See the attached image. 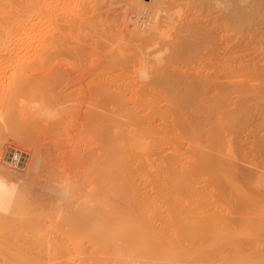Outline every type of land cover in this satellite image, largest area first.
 <instances>
[{
    "label": "rangeland",
    "instance_id": "1",
    "mask_svg": "<svg viewBox=\"0 0 264 264\" xmlns=\"http://www.w3.org/2000/svg\"><path fill=\"white\" fill-rule=\"evenodd\" d=\"M62 1L63 0H61V4L63 3L62 5L57 1L56 2L58 4L55 2V4L57 5L56 7L54 6V8L56 9V10L54 9V12L56 13L55 18L61 17L62 13L65 11V9L67 12H69V14H71V13L74 14V15L72 14L73 19L75 16L74 20L71 17V20H72V21H70L71 24L68 23L70 25L67 26L68 27V35L66 38L67 41H64V43L62 45V47L64 45H66L65 47L68 48V50L65 47L63 48L64 51L62 49H60L62 53L57 52V54L59 56H57V55L56 56L58 58L53 57L51 59L50 62L52 65L50 64V68H52L54 66L55 69H54V67L52 69H50L49 64H47L48 68H44V66H43L41 68V69L44 68L43 70L39 69V71H38L37 68H35L37 70H33L32 66L35 67L36 65L34 66L32 64L30 69L33 70V74L30 71L28 72L29 69L27 70V72L31 73L32 75L25 72V73H27V74H25L26 78L30 77L27 79L33 82V83L30 82V84H29L31 87V90L33 91L35 89V91H38L36 93L37 94L40 93V95H38L39 98L37 96H34V94L36 95L35 91L33 92L34 94L31 93V91L28 92V90H30L29 89L30 87L28 86V87H26V89L28 88V90H26V89L25 90H19L18 93H16V95H15V93L13 94L12 92L11 93L9 92L7 94L8 96L6 95L5 100H3V101H6L9 105H12V103L10 104L11 101L13 102V105H15V104L19 105L21 103V105H20L21 107L18 106L17 109L19 108L20 112L23 115L21 113L17 112V114H15V116H12L11 121H10V118H9V120H7L8 119L7 118L6 119L7 121L3 120V118H0V145H1L0 146V156H1L0 164H2L3 167H5V168L7 167V169H10L11 167L12 168L10 170L15 169V170H13V172L11 171L13 176H11L10 174H9V176L11 177V180H13V181L15 180L14 182H17V184H16V187H17L16 192L17 193L13 197V200H12L11 206H10L11 208L8 211H6L5 213L0 211V235H1L0 236V250H1L0 251V264H149L148 261H151V260H153L154 264H264V227L251 230L247 225H243V224H241V222L239 223L238 220L236 221L235 219H232V217H234L233 215H235V214H233L234 212H237V214H241L242 210L245 211V209L250 206L251 202H257V206H258V204L260 205L259 207L262 208V210H263L262 211L260 209V211L264 215V181H254L255 178L252 176L254 180L251 179V177H249L251 179V181H177V182H174V181H161V182L160 181H158V182L157 181H115V182H105L102 184L101 183L98 184L99 181H96V182H88L87 181L88 183L87 182L85 183V181H81V183H80L79 180H81V179L78 176H75L76 171H74V170H79V171L81 170L78 168L80 165H81V167L83 165L82 164L83 161L81 163L79 162V160L81 159V155L88 154L87 151L91 152V154H92V152L96 151L95 148H98L97 146L100 145L101 142L98 143L99 145L97 144V142H99V141H98L97 136H96L97 133H95L96 128H98L97 126H99V125L101 126V127H99L101 129V132L104 129L102 132L103 134H104V131L110 130V129L105 130L107 128H111V130H113L114 128H112V125H111V124H115V123H112V121H114L113 118L116 117L117 112L118 113L120 111L122 112V110H124L123 112H125L124 108L126 107L127 111H129V109H131L130 112H128L129 115L127 113L126 114L123 112L122 113L125 114L126 117L128 115L129 121L127 119H125L124 115L121 118L122 114H117V116L119 115L118 117H120L118 119L121 120V122H122L121 124H124V120H125V122L128 121V125H129V123H131V125H133L135 123L134 122L135 120H136V122L142 121L140 119L141 118L143 119V115H146L148 110L150 113L149 119L151 121V125L154 124L156 126V124H157L158 126H156V127H159L161 125L160 121L161 122L164 121V120L162 121V119H165V120L168 119V117L162 118V117H165V115L169 116V118H171V117L176 118V120H178L179 122H182L181 127H184L185 122H183V121L187 118L186 122L188 121L187 122L188 125L186 124L185 127L182 128V130L185 129L186 127L190 128V129L189 128L185 129V132L188 130L186 134H185V132H184V134H183V132L180 133V131H182L181 129H180V131L178 130L179 128H181L180 126H178L179 123H178V125L175 124L176 126L174 125L176 127V128L174 127L175 129H172V128L169 129V131L170 130L174 131V133H172L170 131V134L168 133L169 131L166 133V130H165L166 128L165 129L162 128L161 129L162 131H160L158 128L154 127V125H153L155 130L158 131L157 133L155 131L154 132L156 134L159 133V135H157L159 138H156V139H158V141L156 140L157 144H155V142L152 141V143L154 142L156 148L154 146L153 147L155 149H157V150H154V153H155V151H156V153L159 152V155H157L155 153V156L156 155L158 157L162 156L161 154H163L164 152H165V154L166 153L168 154V152L170 153V151L173 150L172 148L176 149V147H174L176 144L178 145V146L176 145L177 149H178L179 145L182 142V141H180V139H181L179 137L180 135H182V136L185 135L186 138H189L187 140L190 143V144H188V145H190V149L189 148L184 149V146L188 142V141L186 142V138L183 139L182 145L180 147V148H183L184 151L186 149H188V150H186L188 153L187 152L186 153L189 154L190 152H192L191 151V149H192L191 143L193 141L190 142L191 141L190 137H187V136H192V134H194V137H195L196 133H193V132L197 129L196 127H200V126L205 127V134H206V130L209 129L208 126L212 125V127L214 126L215 128L214 127L213 128L216 129L215 132H217L218 130L220 131V132L218 131L219 135L215 133V135H213L215 137H213V136H207L206 137V135L208 133L206 135L204 134V132H203L204 128H202L203 129L202 132H200L201 130L200 131L197 130V131H199V133L197 132V134H199V135L196 134L197 137L200 136V137H198V141H196V143H198L199 145L201 144L203 146L200 149H203L205 147L204 149H206L208 151V154H206V155H209L212 157L214 155L215 151H217L218 156H217V153L215 156L222 159V162H224L225 164H223V165L221 164V166H222V168H225L226 167L225 165L227 163L226 160L228 159V156H226V153L222 152V151H226L225 149L228 146L226 147L225 145H227V144L222 143V141H224L222 137H224L225 141L231 143V144L229 143L228 145L233 144L232 145L233 148L232 147L231 148L233 151L235 150L234 151L235 157L232 159L234 161H236L237 166H238L237 168L239 170L244 168L242 171L240 170L239 173L237 172V175H239V176L241 175L239 178L237 176L238 180H240V178L243 177L245 172L248 176H249L248 173L253 175V172L255 173L258 170L259 171L263 170V172H264V165H262V164H264L263 163L264 162V146H263L264 145V141H263L264 140V114H262V113H264L263 112L264 111V46H263L264 44L262 43V42H264V37H263V35H264L263 34L264 33V14H263L264 13V9H263L264 8V2L263 1L264 0L258 1V2H260L262 9L259 6V3L257 2V0H255L256 2L254 4V6L256 7L255 8L256 10L253 9L254 6H252L253 7L252 9L255 12H252L251 11L252 9L248 7L249 11L252 12V15L250 14L248 17H246L245 15H248L250 12H247V8H245V7L242 8V5L246 4V2L242 3V1H244V0H242V1L236 0L237 2L235 0H191V1L188 0V2L190 4L188 2H185L187 0H183L187 6L184 4V2H179V0H176L177 2H174L175 0H138L139 4H141V6H142L141 8H143L142 12L140 14H137V15H136V13L134 15L132 14L131 16H129L128 13L131 14L134 12H131L126 7L127 10L129 11V12H127V10L124 7L126 5L125 3L128 0H126V1L125 0H109V1L103 0L104 4L102 6V9H98L96 11H93V10L89 11V10H91L89 7H91V5H92L91 3H93L94 1H95L94 3H96L97 0H90V1H88V0L87 1L86 0H64L63 2ZM105 2H106L107 6L105 5ZM117 2H119V3L121 2L122 4L123 3L124 4L122 5L120 3L122 6V7H120L119 3H117ZM173 2L177 5L174 6ZM230 2L233 4L229 5ZM181 3L184 4L185 7ZM169 4H170V6H169ZM106 8H108V9H106ZM241 8H242V10H241ZM244 8L246 10V14L241 15V12H245L243 10ZM63 9H64V11H63ZM82 9L83 10L88 9V10H86L87 11L86 12V11H83ZM148 9H150V10L148 11ZM57 10H58V12H57ZM259 10H260V12H258ZM261 10H263V11H261ZM239 11H240V13H239ZM256 11L259 13V15H257ZM83 12H84V14H83ZM89 12H91V13H89ZM93 12H95V13L93 14ZM120 12L121 13L123 12V13L121 14ZM125 13L130 17V19H129V17H127V15ZM158 13H160L161 15L163 14V16H161L158 19H154V17ZM212 13H214V14H212ZM253 13L254 14L256 13L257 17ZM102 14H104V15H102ZM218 14H219V17H218ZM236 14H237V16H240V18L245 16L246 20H243L244 17L241 19L239 17H236ZM57 15H59V16H57ZM77 15H79V16L82 15L84 19L81 18V16L78 17ZM229 15L231 16V18ZM253 15H254V17H253ZM261 15H262L263 19L261 17H259ZM93 17H96V18H93ZM162 17H164V18H162ZM206 17L208 20H206ZM214 17H215V19H214ZM226 17H227V19H226ZM232 17H235V18H232ZM249 17H251L252 21H250V19H248ZM237 18H239L240 20L238 21ZM253 18H255V20ZM256 18H258L257 19V20H259L258 22H256L257 21ZM82 19H83V21H82ZM170 19H173L176 22L177 21L181 22L179 24L184 23V24H182V25H185V26H183L184 29L189 27L188 21L194 20L192 22L193 24L190 21V24H192L194 26V28H192L193 31L191 29V32L189 29L187 30L188 32L185 31V34H184L185 36L181 35L179 38L180 41H182L184 39L183 43L187 42L186 44L188 46L185 44H184L185 45L184 46L183 43L181 42V47L183 45V47L185 49H187V50L184 49L186 52L183 50L181 53L177 54V52H175V51L172 52V49H170L171 52L170 51H167V52L164 51L165 53H168V54L164 55V52H163L159 56L157 52L155 53L153 51V53H152L151 50H153L154 49L153 47H155V46L158 48V46L163 44L164 42L163 43L158 42L156 45V43H155L156 41H155L154 45L150 44V46L153 45V47H151L152 49L150 50V46H149V49H148V46H146L148 42L147 41L145 42L146 39L144 38L145 39L144 40L142 38V36L140 35V31H142L143 29L146 28L145 26H147L149 24V22H150L149 20H151V21L153 20L152 23H150L151 26L149 28H150L151 33L149 32L150 33L149 36H150V38H154V36H156L155 33L157 31H158L157 32V34H158V33H161L165 30V27H166L165 25H167L166 22H168ZM199 19H200V22H199ZM100 20H102V21H100ZM146 20H147V22H146ZM248 20H249V25L251 24L252 26L251 25L249 26L247 24ZM143 21H145V22H143ZM244 21H246V22L244 23ZM57 22H59V20H57ZM137 22H138V24H137ZM237 23H239V24H237ZM241 23L243 25H241ZM57 24L59 25V23H57ZM95 24L96 25L99 24V26H95ZM186 25H188V26H186ZM237 25H239V26L237 27ZM247 25L249 26L248 29H247ZM55 26L60 28L61 25H59V26L55 25ZM143 26H144V28L142 29ZM202 26H203V30H202V28H200ZM241 26L244 29H241ZM254 26L258 29L256 30V28ZM204 27L206 30H204ZM58 28H56V29H58ZM195 28H196L197 32H195ZM199 28H200V30H199ZM235 28H237V30ZM240 30H242V31H240ZM248 30H252V31H248ZM259 30H261V31H259ZM153 31H154V33H153ZM199 31L202 33H200ZM239 31H240V34H239ZM246 32H248V33H246ZM256 32H258V35ZM233 33H234V35H233ZM249 33H252L251 35L255 34L258 36V39L256 40L257 43H256V41L253 40L254 36H250ZM188 34H190V35H188ZM196 35L198 37H201L203 40H201V38H198ZM244 35H246L247 37ZM248 35L250 36V38ZM235 36L237 39L234 38ZM132 37H134V38H132ZM196 37L198 38V41H196L197 40ZM224 37H226V38H224ZM241 37H243L244 40ZM181 38H182V40H181ZM217 38H218V41H217ZM251 38H252V41L249 40ZM194 39H195V41H194ZM259 39H260V41L261 40H263V41L260 43ZM230 40H232V42ZM234 40H236L237 42ZM213 41H214V43H213ZM243 41H244V43H243ZM253 41H254V43H253ZM188 42L189 43L192 42L190 48H189L190 44ZM195 42H198V44L194 45V44H196ZM216 42H217V44H216ZM234 42H236V43H234ZM204 43H205V45H204ZM240 43H241V45H240ZM235 44L237 47L235 46ZM227 45L229 47L231 46L230 49ZM238 45L240 47H238ZM179 46H180V44H179ZM195 46H197V47L201 46V47H200V49L199 48L196 49L197 47H195ZM213 46H214V48H211ZM233 46H235V47H233ZM243 46H245L246 49L243 48ZM251 46H252V49H251ZM102 47H103V49H102ZM104 47H106V48H104ZM193 47H195L196 50H194ZM146 48H147V50H146ZM191 48H193V49L189 50ZM241 48L245 49L244 51H246L247 53L243 52V50H241ZM247 48H249V49H247ZM255 48H257L256 49L257 52H256ZM23 49L24 48H22L21 51L19 49L20 53L19 52L18 53L19 54H23V52L25 53L26 51H23ZM235 49H236V51H235ZM24 50H27V49L25 48ZM149 50H150V52H149ZM155 50H157V49L155 48ZM197 50H198V52H196ZM240 50L243 52V54H242V52H240ZM6 51H8V50H6ZM199 51H200V53H199ZM234 51H235V53H233ZM238 51H239V53H238ZM259 51H261V54ZM29 52L30 51H28L26 53L28 58L26 57V55L24 57L28 61L32 57H34V59H35V57L39 58V56L30 55ZM183 52H184V54H183ZM207 52H209V53H207ZM28 53H29L30 57L28 56ZM7 54L5 53V55L3 54L2 56H0V62L3 59H4L3 61L7 60L6 63H8L9 60L11 61V59H12V61L9 62V64H8L9 66H7L5 64V62L2 61L0 63V66H1L0 68L4 67V64H5L8 67V69H10V70L7 69L10 72V71H12V65H13L12 63L22 59L24 54L22 56L20 55V57L19 56L18 57L17 56L10 57V54H9V57L11 59L7 58L8 57ZM16 54L17 53H15V54L12 53V55H16ZM63 54H65V55H63ZM235 54H236V56L238 55L237 56L238 58L235 56ZM241 54H242V56H241ZM244 54H246V55H244ZM255 54H257V55H255ZM181 55H182V57H181ZM199 55H200V57H199ZM243 55H244V57H243ZM252 55H253V57H252ZM177 56H179V57H177ZM231 56H232L233 61L230 59ZM256 56H258V58H256ZM191 57H192V59H191ZM226 57H229V58H226ZM17 58H18V60H17ZM101 58H102V60H101ZM137 58H139V59H137ZM65 59H67V60H65ZM181 59H182V61H181ZM108 60H110V61L108 62ZM149 60L152 62H150ZM178 60H179V62H178ZM229 60H231V61H229ZM34 61H37V59ZM234 61H235V63H234ZM254 61H256V62L253 63ZM260 61L263 62V67L260 65L257 66L258 63L259 64L261 63ZM30 62H32V59ZM71 62H72V65H71ZM241 62L242 63L244 62L246 64L249 63V64H247L248 67L245 66L246 64H244V63H243L244 66H243V64H242V66H240ZM2 63H4V64H2ZM75 63H76V66H75ZM237 63L240 65H237ZM64 64L66 65V67ZM83 64H85V65H83ZM195 64H197V65H195ZM211 64H212V67H211ZM223 64H225V65H223ZM252 64H256V66L258 68L256 67V69H255V66ZM204 65H206V67ZM213 65H216V66H213ZM235 65H236V67L240 66L243 69H238V67L235 68ZM6 66H5V68H7ZM168 67H169V69H168ZM5 68H2V70H4ZM144 68H145V70H144ZM230 68H231V70H230ZM245 68H247L246 70H247V72H249V74L245 71ZM259 68H261V69H259ZM71 69H73V70H71ZM84 69H86L87 71H84ZM166 69H168V70H166ZM173 69H174V72H175V70H176V72H178L177 74L181 73L182 71L184 73L182 72L183 74L181 73V75L179 74V76L176 74L178 76L177 77L175 75V73L173 72ZM179 69L181 72L179 71ZM232 69L233 70L237 69L238 72L236 70V74H240V76L243 75L242 77H245L244 78L245 81L247 79V81H246L247 85L244 86V85L240 84L238 87L239 89H237L239 91L241 90L240 92H242L244 90V92L243 93L237 92V95H240V96H238V98L236 96L233 99L234 101L232 100V102H233L232 104L234 105V107H236L235 104H238L237 101H239V106H241L243 108L242 105H244V103L247 100L249 101V103L247 101V103H245L246 105H244V109H245V107L247 109V110L245 109L246 111L244 109L242 110V108L239 107V109H241L240 111L242 113L245 111V113L243 115H239V114L235 115L236 119H239L238 116H240L239 120H236L234 118L236 123L232 122L234 119L231 116V118H232L231 123L235 124V125L231 124V127L232 128L236 127L237 131H236V129L233 131V129L230 127V124L228 122H226V120H227V119H225V118H227L226 113L222 117V115H223L222 112L223 111L225 112L226 109L229 110V105H230V108L233 107V105H231V103L225 104L226 103L225 100L227 98H229V97L225 98V96H227V95L229 96V94H227L225 96H223L221 94L225 90H229L228 85L224 86V84H226V81H228L229 79H231L233 81L234 78H232V77L236 76L234 74L235 70L233 71ZM7 70L6 71L4 70L5 73L3 71V74H5V75H2V72H0V74H1L0 84H2V82H3V84L6 83V85L4 84V86H6L8 88V91H10L9 88H11V86L9 87L7 85V83L9 84L10 83L9 81H11V80H9V79H11L10 78L11 72L9 73ZM185 70H186V72H185ZM256 70H258V72H256ZM34 71H38L40 74L38 72H34ZM144 71H145V74H143V76H144L143 77V76H141V74ZM163 71L164 72L169 71L167 73L168 76H164V77H166L165 79L167 82H165V79L163 78V75L161 74V73H164ZM259 71H261V72H259ZM115 72H116V74H115ZM34 73L36 76H35V78H32V77H34ZM43 73H44V75H43ZM84 73H86V74H84ZM152 73H153V75H152ZM244 73L245 74L247 73V74L245 75ZM257 73L260 75L257 76L258 75ZM160 74L162 76L161 78H159L160 76H158ZM172 74L176 77L172 76ZM190 74L192 76L188 77V75H190ZM229 74H231V75L233 74L234 76H231ZM27 75H30V76H27ZM116 75H117V77H116ZM164 75H166V74H164ZM44 76L46 79L44 78ZM139 76H140V78H139ZM180 76H182L184 78V80L187 81L186 83L187 84L189 83V85L192 87H190L189 85L186 86L187 84H185V81L182 82L183 78L179 80ZM199 76H200V78H199ZM226 76H228V77L230 76L231 78L230 77L228 78ZM36 77L38 80L36 79ZM154 77H155V79L156 78L158 79L156 81L157 83L155 82ZM168 77H169V79H168ZM238 77H239V75H237L235 77V79H238ZM195 78H196V80H195ZM207 78H208V80H207ZM161 79H163L164 83H162L163 81H161ZM176 79H178V80H176ZM159 80H160V82H159ZM199 81H200V84H199L200 86L198 87L197 84L199 83ZM210 81H212V82H210ZM171 82H173L172 86H174V83H176L175 84L176 86L172 87L173 90L170 87ZM179 82H180V84H179ZM207 82H208V86H207ZM70 83H72V84H70ZM157 84H159V85H157ZM177 84L180 85V88H179V85H177ZM193 84H195L196 86H194ZM220 84L221 85L223 84V87L225 89L224 91H223V87L220 86ZM243 84H245V82H243ZM77 85H78V87H77ZM90 86H92V87H90ZM185 86H186V88H185ZM204 86H206V87H204ZM240 86H242V87L244 86L245 88L244 87L242 88ZM37 87H39V88H37ZM168 87H170V88H168ZM176 87L179 89L177 90ZM194 87L198 89L200 94H198V91L195 90ZM226 87H228V89ZM0 88H1V85H0ZM207 88L209 91L207 90ZM121 89H123V90L121 91ZM191 89H193V91ZM201 89H203V90H201ZM220 89L222 92L220 91ZM99 90H100V92H99ZM104 90H106V91H104ZM114 90H116V92H118V93L114 92ZM163 90L164 91L167 90V91L164 92ZM168 90L171 91V95H170V91H168ZM194 90H195V92L196 91L197 92L195 93ZM20 91H22V92L20 93ZM25 91H27L28 94ZM173 91H176L177 94H176V92H173ZM178 91L179 92L182 91V92L178 93ZM203 91H205V92L203 93ZM218 91H220L221 93ZM96 92L99 94H97ZM151 92L155 93V95ZM187 92H188V94H187ZM23 93L25 96L22 95ZM173 93L175 95H173ZM181 93H183L182 98H180L182 96ZM184 93H185V95L187 94L186 97H185ZM216 93L217 94L220 93L223 96V98H220V99L218 98V96L220 94L217 96V98H215L214 96ZM244 93H245V99L246 100L244 99L245 101L243 102L242 98H240V97H242V95L244 96ZM31 94H33V95H31ZM104 94L108 98H106V96ZM109 94H111V95L114 94V95H112L113 96L112 97L111 95L109 96ZM115 94H117V95L115 96ZM11 95L13 96V98ZM14 95L17 97L15 98ZM120 95H121V97H120ZM176 95L178 96V98ZM195 95H196V97H195ZM206 95H208V96H206ZM9 96H11V97L8 98ZM19 96H21V97H19ZM58 96H59V98H58ZM88 96L90 99L88 98ZM117 96H119V98ZM171 96H176V97L172 98ZM190 96L193 99H190L189 98ZM29 97H31V98H29ZM131 97H133V98H131ZM208 97H209V99H208ZM3 98L4 97H2V99ZM17 98H19V99L21 98L22 102L21 101L18 102L19 99L17 100ZM74 98H75V101H74ZM194 98L197 99L198 101L195 100L196 101L195 102ZM13 99H15L16 101L15 100L13 101ZM26 99H27V101H25ZM85 99H86V101H85ZM111 99H115V100H113L114 102L111 101ZM116 99H117V101H116ZM163 99H165V100H163ZM166 99L168 101L169 100L170 101L167 102ZM174 99H176V100H174ZM183 99L185 101H182ZM212 99L216 102L212 101ZM223 99H225V100L223 101ZM240 99H241L242 103H241ZM34 100H37V101H34ZM41 100L42 101L44 100V102L41 103L40 102ZM133 100H134V102H133ZM172 100H174V101H172ZM207 100H210V101L207 102ZM0 101H1V106H2V104H4V102L2 103V100H0ZM119 101H120V103H119ZM193 101H194V103H193ZM230 101L231 100L229 99L228 102H230ZM14 102H18V103H14ZM24 102H26V103H24ZM108 102H112V103H108ZM124 102H125V104H128V105L126 106L124 104ZM140 102H142V103H140ZM157 102H160V103H157ZM173 102H175V103H173ZM191 102H192V104H191ZM7 103L5 105H7ZM80 103H82V104H80ZM104 103H105V105H104ZM152 103H154V104H152ZM178 103H180V104H178ZM182 103L183 104L185 103V104L183 105ZM219 103L221 106L219 105ZM240 103H241V105H240ZM40 104H42V105H40ZM114 104H116V106ZM140 104H142V105H140ZM169 104H171V105H169ZM113 105H114V107H113ZM217 105H219L222 108H220ZM1 106H0V108H1ZM22 106L23 107L25 106V107L23 108ZM43 106H46V108ZM117 106H119L118 108L121 107L123 109L119 110L117 108ZM152 106L154 109L152 108ZM157 106H159V108L162 106L160 109L163 108L164 111H162V110L161 111L164 113L165 110H167L166 111L167 114L165 113V115L163 116L162 115L163 113H161L159 111L160 117H159V115H156V112H158L157 110L159 109ZM80 107H81V109H80ZM131 107H133V108H131ZM144 107H146V108H144ZM155 107L157 110L155 109ZM21 108H23L22 109L23 112H22ZM34 108H36V109H34ZM134 108L136 110L137 109L138 110L135 111ZM194 108H195V110H194ZM208 108H210V109H208ZM212 108H215V109L211 111ZM76 109H77V111H79V110L80 111L77 112ZM132 109H133V112H132ZM150 109L153 111L150 112L151 111ZM198 109L201 110V112ZM1 110L2 111H0V112H3V108ZM88 110L91 112H89ZM235 110H236V108H235ZM182 111H183V113H182ZM237 111H238V108H237ZM237 111H235V112L237 113ZM240 111H238V112L240 113ZM34 112H35V114H34ZM94 112H95V114H94ZM153 112H155V113H153ZM25 113H27V115ZM66 113H68V114H66ZM130 113H131V116H130ZM132 113L134 114L133 115L134 118L135 117L140 118V116H141V118L139 119L140 121H138L137 119H134L132 116ZM93 114H94V117H93ZM192 114H193V116H192ZM208 114L209 115L211 114L210 120H213V119L215 120V122L213 120L212 124L209 120ZM213 114L217 115V116L215 117ZM18 115H20V116H18ZM73 115H75V116H73ZM96 115H97V117H96ZM113 115H115V116H113ZM150 115L153 119L150 117ZM82 116L83 117L85 116V117L83 118ZM90 116H91V118L89 119ZM80 117H81V119H80ZM109 117H111V118H109ZM212 117H214V118H212ZM43 118H45L46 120H44ZM75 118H77V119H75ZM92 118H93V120L94 119L96 121L98 120V122H96L95 120L90 122V120ZM203 118H205V119H203ZM215 118L218 119V121ZM222 118H224V119H222ZM244 118H246L245 119L246 121H244ZM247 118H248V121H247ZM39 119L41 121L40 123H39ZM103 119H106L107 121L103 122V121H105ZM108 119H109V122H108ZM130 119H132V120H130ZM179 119H181L182 121ZM85 120H87V121L89 120V123L86 122L87 123L86 124L87 130H86V128H84L85 131H83L82 124L84 127L85 126ZM99 120L101 122H99ZM201 120H203V121L201 122ZM220 120H221L222 124H221ZM60 121H61V125L59 124ZM198 121H200V122H198ZM206 121H208V122H206ZM132 122H134V123L132 124ZM209 122H210V124H209ZM223 122H225L224 126L227 123L226 129L223 126ZM42 123H44V124H42ZM75 123L77 125H75ZM92 123L94 125H96L98 123L97 126L93 127L95 132L92 131L93 129H89V127L92 128V126H93ZM106 123H108L107 126L103 127L104 126L103 124H106ZM238 123L240 125H237ZM249 123H252V124H249ZM257 123H258V126H256ZM35 124H37V125H35ZM90 124H91V126H90ZM167 124H170V123L167 122ZM167 124L165 126H167ZM192 124H196V125L194 126ZM197 124L200 126H197ZM241 124H243L242 127L244 125L245 126L242 128ZM48 125H49V127H48ZM56 125H58V126H56ZM87 125H89V126H87ZM124 125H127V123ZM135 125H134V127H136V126L138 127V124L136 126ZM139 125L142 126V123H140ZM228 125H229V129L231 128L230 130L228 129ZM246 125H247V127H246ZM66 126H67V128H66ZM68 126L70 127V129ZM77 126H78V128L81 126V128H79V129L80 130L82 129V130L81 131L79 129L77 130ZM191 126L193 128H195V130L192 132V134L190 132L193 129ZM251 126H253V128ZM73 127H75L76 130L72 131ZM217 127L218 128L221 127V128L218 129ZM254 127L256 130L254 129ZM5 128L7 131L5 130ZM71 128H72V130H71ZM210 128H211V126H210ZM240 128H241V130H240ZM44 129H46V131ZM47 130H48V132H47ZM69 130H71V131H69ZM223 130H225L224 131L225 134L230 133L229 134L230 136L229 135L228 136H229V138L231 137L230 140L234 141V143L231 141H228L227 139H229V138H227V135H225L223 132L221 135V131H223ZM227 130H229L230 132ZM43 131L45 133L46 132L47 133L44 134ZM49 131H50V133H49ZM75 131L76 132L78 131L79 134H77L78 132L76 133ZM89 131H90V133H89ZM97 131H100V130L98 129ZM231 131H233V132H231ZM249 131H250V133H249ZM68 132H71V133H68ZM86 132H88V133H86ZM101 132H98V137L100 138L99 140H101V138L103 136V134H101L102 136L99 135ZM212 132H213V129H212ZM234 132H236V133H234ZM81 133H82V135H81ZM94 133H95L96 137H93ZM106 133H108V135ZM109 133H110L109 131L105 132L106 137L109 136L110 138L109 137H107V138H109V140H110L113 137L112 135H115V133L113 134L111 132L112 133V134L110 133L111 135H109ZM160 133H162V134H160ZM164 133L167 135H170V136H176L179 139V141H178V139L176 141V137L168 136L169 137L168 138L167 135H165ZM202 133L204 134V135H202L204 137V138L202 137L203 139H205V137L206 138L212 137V139L209 138L210 144L208 143V141H209L208 139H207L208 141L207 140H201L200 141V139H202L201 138ZM105 134L103 137H105ZM156 134H155V136H156ZM177 134H179V136ZM223 134L225 136H223ZM253 134H255V135H253ZM40 135H41V137L42 136L43 137L41 138ZM53 135L55 138L53 137ZM77 135H78V137H77ZM210 135H211V133H210ZM220 135L222 137H220ZM234 135H235V137H234ZM57 136H58V138H57ZM68 136H69V138H68ZM162 136H163L164 140L166 138L165 141L163 140ZM82 137H83V139H82ZM197 137L193 138V136H192L191 139L195 140V139H197ZM77 138H78V140H74ZM91 138H93V139H91ZM172 138H173V140L174 139L175 140L173 141ZM234 138H236V139L234 140ZM160 139H162V140L160 141ZM244 139H246V140H244ZM58 140H60V141H58ZM219 140H220V142H219ZM237 140H238V142H237ZM46 141H48V142H46ZM205 141H207V142H205ZM216 141H217V143H216ZM261 141H263V142H261ZM55 142H57V143H55ZM103 142L106 143L109 141L106 140V142H105V140H103ZM178 142H180V143H178ZM204 142L207 143L208 146L206 144H204ZM78 143H79V145H78ZM91 143L93 146L89 147V145H91ZM159 143H161V144L163 143L162 145H164V147L163 148L159 147V146H161V144L158 145ZM221 143L224 145V147ZM237 143H239V144H237ZM259 143H260V145H259ZM109 144H110V142H109ZM173 144H174V146H173ZM198 144H193V148H194V145L196 147V145H198ZM55 145L58 147H56ZM107 145H108V143H107ZM71 146L73 149L71 148ZM83 146H85L86 148L84 147L85 148L84 149ZM256 146H257V148H256ZM222 147H223V149H222ZM42 148H44V149H42ZM56 148H57V150H56ZM197 148H199V147L197 146ZM229 148H230V146H229ZM248 148H250V149H248ZM15 149L22 151L23 156H24L23 162L21 164L17 165V167H13V164L5 162L11 156L12 152ZM210 149L211 150L213 149L212 151L214 153L210 152ZM239 149H240V151H239ZM252 149H254V150H252ZM38 150H40V151L38 152ZM67 150L69 151V155H68ZM192 150H194V149H192ZM72 151H74V153ZM207 151H205V152H207ZM35 152H36V154H38V156H36ZM238 152H239V154L241 153L244 155H239ZM224 153H225V155H224ZM66 154H67V156H66ZM89 154L86 156H90V157L93 156V155L91 156V154L90 155ZM95 154H96V152H95ZM219 154L222 156L220 157ZM75 155L78 156V158L74 157ZM223 155L226 156L227 158L224 157ZM40 156H41V158H40ZM72 156H73V158H72ZM215 156H213V157H215ZM242 156L245 159L244 158L241 159ZM37 157H39V159ZM246 157H247V159H246ZM76 158L77 159L80 158L78 160L79 164H78V162H76L77 161ZM238 158H240V159H238ZM69 159H72L71 160L72 162ZM74 159H76V161H74ZM33 160L34 161L36 160V162H33ZM228 160H231V159H228ZM244 160H246V161L248 160V161L246 162ZM2 161H4V162H2ZM73 161H74V163H73ZM257 161H259V163ZM220 162H221V160H220ZM228 162H230V161H228ZM68 163H69V165H68ZM74 164H76L77 166L79 165V166L78 167L76 166V169H71V168L75 167ZM2 165H0V166L2 167ZM67 166H68V168H67ZM204 166H205V168H203V170L204 169L205 170H208V169L212 170L213 169L209 164H208V167L210 166L209 168H207V164ZM204 166L202 165V167H204ZM223 166H225V167H223ZM239 166H241V167L239 168ZM259 166H260V168H259ZM202 167H201V169H202ZM245 169H246V171H244ZM247 169L249 171L251 170V172H247L248 171ZM15 171H20L22 177H18L19 175ZM210 172H212V171H210ZM15 175H17V177ZM262 175H264V174H262ZM74 177H77V178H74ZM262 178H263L262 180H264V176H262ZM76 179H79L78 180L79 182ZM64 180H65V182H64ZM72 180L74 183L72 182ZM91 185H92V187H91ZM94 186H96V188H94ZM18 187H19V189H18ZM92 189H93V192H92ZM95 189H96V191H95ZM254 209L255 208L251 207L250 210L254 211ZM117 212H119V213L117 214ZM122 212H123V215H121ZM106 214H108V215H106ZM116 214L120 217L124 216L123 218L126 220L125 221L126 223L124 222L126 231L124 230L123 232L126 233L125 235H127L126 236L127 239L125 241L126 244H125V242L123 243V246L125 248L122 246V248H123L122 252L118 251L120 249V247L115 246V242L119 236L118 234H117L118 236L116 234H109V233L100 234L101 236H99V235L97 236L98 238L100 237L99 240L97 238L98 242L97 241L94 242L93 241L94 238L93 239L91 238V236H92L91 232L93 231V229H95L94 227L97 228V227H99V225L100 226L102 225V224H100V222H102L101 217L103 219V215L105 217L109 218L110 220L114 219V221H115L114 217H117ZM96 215H98V216H96ZM100 215H102V216H100ZM263 215H261V216H263ZM96 217H99V219L93 220ZM263 218H264V216H263ZM85 219H87V220L92 219L93 221H97V223H96L97 225L94 224L95 222H92L90 220H89V222H90V225H89V223H86L88 221H86ZM214 223L220 229H219V232L215 233V235L213 237L211 235L210 230L216 227V226H213ZM86 225H89V226L94 225V227L91 226L90 227L91 229H90L89 226H86ZM201 226H204V228L202 227L203 230L204 229L208 230V231H210V233H208V231H207V233L205 235L198 236L201 232V231H199V229L201 230ZM212 226H213V228H212ZM89 229L92 230L90 232V237L88 236V234L86 235V231H87V233H89L88 232V231H90ZM197 233H199V234H197ZM82 235H84L85 237ZM113 235H115V238ZM93 236L95 237L96 235H93ZM103 236L106 238H104ZM163 237H165V238H163ZM109 238H111V239H109ZM163 241H164V243L167 242V244L170 245V246H168V251L171 254L167 257L162 256L161 258L156 259L153 256L158 257V254L157 253L153 254L152 251L155 247L159 248L160 245H165L163 243ZM2 242H3V244H2ZM93 246L94 247L96 246V248L94 249ZM97 246H98V248H97Z\"/></svg>",
    "mask_w": 264,
    "mask_h": 264
},
{
    "label": "bare ground",
    "instance_id": "2",
    "mask_svg": "<svg viewBox=\"0 0 264 264\" xmlns=\"http://www.w3.org/2000/svg\"><path fill=\"white\" fill-rule=\"evenodd\" d=\"M59 2L60 4H61V0H0V56H2L3 54L5 55V53L8 55V57L7 58H10V57H14V56H19L20 57V55L22 56L23 54H24V56H23V58L22 59H20V60H18V58H17V60L18 61H15L14 63H12L13 65H12V71H10L11 72V79H9V80H11V81H9L10 83L8 84L7 83V85L10 87L11 86V88H9L10 89V91H8V88L6 87V86H4V84L6 85V83H4L3 84V82H2V84H0L1 85V88H0V100H2V103L4 102V104H2V106H1V101H0V106H1V108H0V111H2L1 109L3 108V112H0L1 114H0V118H3V120H6L7 118V120H9V118H10V121H11V118H12V116H15V114H17V112H19V113H21L20 112V110H19V108L17 109V107L19 106V107H21L20 105H21V103L18 105H13V102L11 101L10 102V104L12 103V105H9L6 101H3V100H5V96L10 92H12L13 94L15 93V95H16V93H18V91L19 90H25L26 89V87H30V82H32V81H30V80H28L27 78H30V77H27L26 78V76H25V74H27L29 71L33 74V70H37L38 69V71H39V69L40 70H43L44 68H48L47 67V64H49V68H50V64H51V59L54 57V58H58L57 56H59L58 54H57V52H61V50L60 49H62L63 50V48L66 46V45H64L63 47H62V45H63V43H64V41H67V35H68V25H70L71 24V22L70 21H72L71 20V17H72V14L73 13H71V14H69V12H67L66 11V9H65V11H64V9H63V13H62V16L61 17H58V18H55V12H54V6L56 7L57 5L55 4V2ZM64 1V0H63ZM62 1V2H63ZM87 1V0H86ZM88 1H90V0H88ZM105 1V0H104ZM109 1V0H108ZM126 1V0H125ZM191 1V0H190ZM236 1V0H235ZM242 1V0H241ZM248 1V2H247ZM259 0H257V2H258ZM56 2V3H57ZM95 2V1H94ZM91 3L90 5H91V7H89L91 10H89V11H96V10H98V9H102V6H103V4H104V2H103V0H97L96 1V3ZM107 2V1H106ZM106 2H105V5H106ZM114 2V1H113ZM124 2V1H123ZM172 2V1H171ZM174 2H177L176 0L174 1ZM173 2V3H174ZM179 2H184L183 0L181 1V0H179ZM185 2H188V0L187 1H185ZM184 2V4L186 5V3ZM237 2V1H236ZM245 3L246 2V4H243L242 5V8L243 7H245V8H247V12H250L249 11V8H253L252 6H254V4H255V0H244V1H242V3ZM264 2V1H263ZM67 3V2H66ZM116 3V2H115ZM117 3H119V2H117ZM121 3V2H120ZM119 3V5H120V7H122L121 6V4ZM169 3V2H168ZM167 3V4H168ZM189 3V2H188ZM259 3V6L261 7V9H262V6L260 5V2H258ZM55 4V5H54ZM58 4V3H57ZM63 4V3H62ZM61 4V5H62ZM124 4V3H123ZM122 4V5H123ZM126 5L124 6L125 7V9L127 10V8L131 11V12H134V13H128L129 14V16H131L132 14L134 15L135 13H136V15L137 14H140L141 12H142V9L143 8H141L142 6H141V4H139V1L138 0H128L126 3H125ZM179 4V3H178ZM182 4V3H181ZM184 4H182L184 7H185V5ZM190 4V3H189ZM230 4H233V3H229V5ZM114 5V4H113ZM147 5V4H146ZM145 5V6H146ZM175 5H177V4H175L174 3V6ZM180 5V4H179ZM83 6V5H82ZM107 6V5H106ZM105 6V7H106ZM115 6V5H114ZM144 6V7H145ZM169 6H170V4H169ZM173 6V5H172ZM187 6V5H186ZM258 6V5H257ZM110 7V6H109ZM112 7V6H111ZM127 7V8H126ZM182 7V6H181ZM183 7V8H184ZM249 7V8H248ZM63 8V7H62ZM86 8V7H85ZM88 8V9H89ZM104 8V7H103ZM114 8V7H113ZM119 8V7H118ZM171 8V7H170ZM242 8H241V10H242ZM245 8L243 9L245 12H241V15H244V14H246V10H245ZM256 7L254 6V8L253 9H255ZM84 9V8H83ZM82 9V10H83ZM88 9H86V10H88ZM106 9H108V8H106ZM145 9V8H144ZM239 9V8H238ZM251 10L252 12H255L254 10ZM260 9V8H259ZM264 9V8H263ZM56 10V9H55ZM86 10H83V11H86ZM104 10V9H103ZM116 10V9H115ZM150 9H148V11H149ZM153 10V9H152ZM240 10V9H239ZM256 10V9H255ZM70 11V10H69ZM100 11V10H99ZM118 11V10H117ZM144 11V10H143ZM168 11V10H167ZM171 11V10H170ZM174 11V10H173ZM261 11H263V10H261ZM57 12H58V10H57ZM87 12V11H86ZM104 12V11H103ZM127 12H129L128 10H127ZM180 12V11H179ZM178 12V13H179ZM187 12V11H186ZM252 12H250L248 15H245L246 17H248L250 14L252 15ZM257 12V11H256ZM258 12H260V10L258 11ZM257 12V15H259V13ZM75 13V12H74ZM81 13V12H80ZM89 13H91V12H89ZM88 13V14H89ZM95 12H93V14H94ZM121 13V12H120ZM123 13V12H122ZM121 13V14H122ZM168 13V12H167ZM166 13V14H167ZM170 13V12H169ZM177 13V14H178ZM238 13V12H237ZM239 13H240V11H239ZM243 13V14H242ZM262 13V12H261ZM260 13V14H261ZM59 14V13H58ZM77 14V13H76ZM83 14H84V12H83ZM86 14V13H85ZM87 14V15H88ZM101 14V13H100ZM109 14V13H108ZM126 14V13H125ZM173 14V13H172ZM212 14H214V13H212ZM254 14V13H253ZM264 14V13H263ZM74 15V14H73ZM99 15V14H98ZM102 15H104V14H102ZM127 15V14H126ZM135 15V16H136ZM150 15V14H149ZM165 15V14H164ZM188 15V14H187ZM224 15V14H223ZM240 15V14H239ZM256 17H257V15H256V13L254 14ZM254 15H253V17H254ZM57 16H59V15H57ZM56 16V17H57ZM78 17H80L81 16V18H83V16L82 15H77ZM76 16V17H77ZM86 16V15H85ZM84 16V17H85ZM95 16V15H94ZM121 16V15H120ZM128 15H127V17H129ZM161 16H163V14L161 15L160 13H158L155 17H154V19H158V18H160ZM217 16V15H216ZM226 16V15H225ZM230 16V15H229ZM235 16V15H234ZM245 16H243L244 17V19L243 20H246V18H245ZM89 17V16H88ZM92 17V16H91ZM123 17V16H122ZM133 17V16H132ZM137 17V16H136ZM218 17H219V14H218ZM236 17H239L240 18V16H237V14H236ZM243 17H241V18H243ZM259 17H261L262 18V15L261 16H259ZM258 17V18H259ZM62 20H61V19ZM93 18H96V17H93ZM106 18V17H105ZM162 18H164V17H162ZM195 18V17H194ZM230 18H231V16H230ZM232 18H235V17H232ZM239 18H237L238 19V21L241 19H239ZM258 18H256V20L258 19ZM260 18V19H261ZM72 19H73V17H72ZM74 19H75V16H74ZM73 19V20H74ZM84 19V18H83ZM83 19H82V21H83ZM129 19H130V17H129ZM132 19V18H131ZM145 19V18H144ZM169 19V18H168ZM191 19V18H190ZM189 19V20H190ZM197 19V18H196ZM202 19V18H201ZM210 19V18H209ZM214 19H215V17H214ZM213 19V20H214ZM226 19H227V17H226ZM248 19H250V21H252V19H251V17H249ZM254 20H255V18H253ZM263 19V18H262ZM57 20H59V22H57ZM61 20V21H60ZM94 20V19H93ZM127 20V19H126ZM142 20V19H141ZM206 20H208L207 19V17H206ZM212 20V21H213ZM229 20V19H228ZM242 20V21H243ZM90 21V20H89ZM98 21V20H97ZM100 21H102V20H100ZM128 21V20H127ZM150 22H149V24L147 25V26H145L146 28L145 29H143L144 28V26L142 27V31H140V35L142 36V38L145 40V42L147 41L148 43H147V45L146 46H148V49H149V46H150V44H155L156 43V45H157V43L158 42H160V43H163V44H161V45H159L158 46V48L155 46V47H153V45H151L150 46V50L152 49L151 47H153L154 49L153 50H151L152 51V53H153V51L156 53H158V55L160 56L164 51L165 52H167V51H170V49H172V52H177V54H179V53H181L185 48L183 47V45L185 44V45H187L186 43H183V40H182V38H181V40L182 41H180L179 40V38H180V36L181 35H184L185 34V31L186 32H188L187 30L189 29L190 30V32H191V29L192 28H194V26L192 25L193 23V21L194 20H190L191 21V23L192 24H190V21H188L189 22V27H187L186 29H184V27L183 26H185V25H182V24H184V23H182V24H179V23H181V22H176V21H174L173 19H170L168 22H166V24L167 25H165L166 27H165V30L163 31V32H161V33H158L157 34V32L155 33L156 34V36H154V38L156 39H154V38H150V36H149V34L151 33L150 32V23H152V21L151 20H149ZM165 21V20H164ZM185 21V20H184ZM215 21V20H214ZM217 21V20H216ZM234 21V20H233ZM236 21V20H235ZM259 20H257L256 22H258ZM59 23V25H61L60 26V28H58V27H56L55 25H57V26H59L57 23ZM76 22V21H75ZM105 22V21H104ZM143 22H145V21H143ZM146 22H147V20H146ZM186 22V21H185ZM199 22H200V19H199ZM232 22V21H231ZM246 21H244V23H245ZM68 23H70V24H68ZM140 23V22H139ZM255 23V22H254ZM134 24V23H133ZM137 24H138V22H137ZM186 24V23H185ZM195 24V23H194ZM200 24V23H199ZM203 24V23H202ZM201 24V25H202ZM205 24V23H204ZM207 24V23H206ZM215 24V23H214ZM237 24H239V23H237ZM247 24L249 25V20H248V22H247ZM253 24V23H252ZM126 25V24H125ZM129 25V24H128ZM155 25V24H154ZM210 25V24H209ZM241 25H243L242 23H241ZM247 25V29H248V27L251 25H249L248 26ZM95 26H99V24L98 25H96L95 24ZM136 26V25H135ZM186 26H188V25H186ZM191 26V27H190ZM198 26V25H197ZM196 26V27H197ZM200 26V25H199ZM213 26V25H212ZM211 26V27H212ZM239 25H237V27H238ZM245 26V25H244ZM252 26V25H251ZM257 26V25H256ZM82 27V26H81ZM101 27V26H100ZM255 27V26H254ZM56 28H58V29H56ZM83 28V27H82ZM127 28V27H126ZM198 28V27H197ZM200 28H202V30H203V26L202 27H200ZM200 28H199V30H200ZM246 28V27H245ZM256 28V27H255ZM129 29V28H128ZM155 29V28H154ZM208 29V28H207ZM236 30H237V28H235ZM240 29V28H239ZM241 29H244V28H242V26H241ZM252 29V28H251ZM258 28H256V30H257ZM57 30V31H56ZM73 30V29H72ZM71 30V31H72ZM204 30H206L205 29V27H204ZM210 30V29H209ZM121 31V30H120ZM192 31H193V29H192ZM240 31H242V30H240ZM240 31H239V34H240ZM244 31V30H243ZM248 31H252V30H248ZM259 31H261V30H259ZM128 32V31H127ZM134 32V31H133ZM150 32V33H149ZM195 32H197L196 31V28H195ZM200 32V31H199ZM198 32V33H199ZM212 32V31H211ZM210 32V33H211ZM238 32V31H237ZM236 32V33H237ZM255 32V31H254ZM131 33V32H130ZM153 33H154V31H153ZM200 33H202V32H200ZM246 33H248V32H246ZM257 33V35H258V32H256ZM261 33V32H260ZM133 34V33H132ZM195 34V33H194ZM212 34V33H211ZM243 34V33H242ZM250 34V36H254V38H253V40L254 41H256L257 39H258V36L257 35H255V34H253V35H251L252 33H249ZM264 34V33H263ZM188 35H190V34H188ZM205 35V34H204ZM233 35H234V33H233ZM185 36V35H184ZM192 36V35H191ZM197 36V35H196ZM200 36V35H199ZM203 36V35H202ZM244 36H246V35H244ZM249 36V35H248ZM250 36H249V38H250ZM261 36V35H260ZM259 36V37H260ZM138 37V36H137ZM198 37V36H197ZM196 37V38H197ZM217 37V36H216ZM247 37V36H246ZM263 37H264V35H263ZM86 38V37H85ZM132 38H134V37H132ZM184 38V37H183ZM195 38V39H196ZM198 38H201V37H198ZM198 38H197V40L196 41H198ZM215 38V37H214ZM224 38H226V37H224ZM228 38V37H227ZM234 38H236V36L234 37ZM233 38V39H234ZM242 39H243V37H241ZM252 38L251 39H249V40H251L252 41ZM261 38V37H260ZM137 39V38H136ZM195 39H194V41H195ZM210 39V38H209ZM237 39V38H236ZM246 39V38H245ZM200 40V39H199ZM201 40H203L202 38H201ZM244 40V39H243ZM85 41V40H84ZM156 41V42H155ZM180 41V42H179ZM205 41V40H204ZM217 41H218V38H217ZM231 42H232V40H230ZM234 41H236V40H234ZM254 41H253V43H254ZM259 41H260V39H259ZM263 40H261L260 41V43L262 42ZM155 42V43H154ZM181 42L183 43V45H182V47H181ZM208 42V41H207ZM229 42V41H228ZM237 42V41H236ZM236 42H234V43H236ZM248 42V41H247ZM69 43V42H68ZM159 43V44H160ZM189 43V42H188ZM191 43L192 42H190L189 44V48H190V46H191ZM196 44H194V45H197L198 44V42H195ZM201 43V42H200ZM199 43V44H200ZM213 43H214V41H213ZM243 43H244V41H243ZM256 43H257V41H256ZM259 43V42H258ZM263 44H264V42H262ZM137 44V43H136ZM145 44V43H144ZM179 44H180V46H179ZM216 44H217V42H216ZM220 44V43H219ZM230 44V43H229ZM233 44V43H232ZM106 45V44H105ZM142 45V44H141ZM184 45V46H185ZM204 45H205V43H204ZM214 45V44H213ZM240 45H241V43H240ZM250 45V44H249ZM188 46V45H187ZM186 46V47H187ZM202 46V45H201ZM200 46V47H201ZM228 46V45H227ZM235 46H236V44H235ZM235 46H233V47H235ZM254 46V45H253ZM264 46V45H263ZM195 47H197V46H195ZM195 47H193L194 48V50H196V49H200V47L198 46L196 49H195ZM206 47V46H205ZM229 47V46H228ZM231 47V46H230ZM230 47H229V49H230ZM237 47V46H236ZM238 47H240L239 45H238ZM22 48H26L27 50H24L23 49V51H26L25 53L23 52V54H19L20 52H19V49H20V51L22 50ZM66 48V47H65ZM104 48H106V47H104ZM138 48V47H137ZM155 48L157 49V50H155ZM193 48H191V49H189V50H192ZM203 48V47H202ZM211 48H214V46L213 47H211ZM216 48V47H215ZM243 48H245V46H243ZM243 48H241V50H243V52H246V51H244L245 49H243ZM258 48V47H257ZM257 48H255V50L257 49ZM67 50H68V48H66ZM102 49H103V47H102ZM233 49V48H232ZM247 49H249V48H247ZM251 49H252V46H251ZM259 49V48H258ZM261 49V48H260ZM6 50H8V51H6ZM18 50V51H17ZM94 50V49H93ZM138 50V49H137ZM140 50V49H139ZM146 50H147V48H146ZM145 50V51H146ZM150 50H149V52H150ZM185 50H187V49H185ZM184 50V51H185ZM228 50V49H227ZM240 50V52H242ZM28 51H30L29 53H30V55H33V56H39V58L38 57H35V59H34V57H32L31 59H32V62H30L31 61V59H29V61L26 59V58H24L25 57V55H26V53L28 52ZM64 51V50H63ZM101 51V50H100ZM210 51V50H209ZM213 51V50H212ZM215 51V50H214ZM235 51H236V49H235ZM235 51L233 52V53H235ZM19 52V53H18ZM143 52V51H142ZM141 52V53H142ZM164 52V55L165 54H168V53H165ZM171 52V51H170ZM186 52V51H185ZM196 52H198V50L196 51ZM195 52V53H196ZM206 52V51H205ZM204 52V53H205ZM228 52V51H227ZM243 52H242V54H243ZM256 52H257V50H256ZM260 52V54H261V51H259ZM12 53H17L16 55H12ZM29 53H28V56H29ZM62 53V52H61ZM66 53V52H65ZM70 53V52H69ZM73 53V52H72ZM199 53H200V51H199ZM207 53H209V52H207ZM230 53V52H229ZM228 53V54H229ZM238 53H239V51H238ZM237 53V54H238ZM247 53V52H246ZM9 54H10V57H9ZM19 54V55H18ZM60 54V53H59ZM68 54V53H67ZM75 54V53H74ZM85 54V53H84ZM108 54V53H107ZM149 54V53H148ZM147 54V55H148ZM183 54H184V52H183ZM242 54H241V56H242ZM57 55V56H56ZM63 55H65V54H63ZM111 55V54H110ZM174 55V54H173ZM209 55V54H208ZM212 55V54H211ZM239 55V54H238ZM237 55V56H238ZM244 55H246V54H244ZM244 55H243V57H244ZM255 55H257V54H255ZM61 56V55H60ZM67 56V55H66ZM73 56V55H72ZM71 56V57H72ZM141 56V55H140ZM185 56V55H184ZM196 56V55H195ZM203 56V55H202ZM218 56V55H217ZM222 56V55H221ZM229 56V55H228ZM235 56H236V54H235ZM236 56V57H237ZM261 56V55H260ZM259 56V57H260ZM26 57H27V55H26ZM30 57V56H29ZM63 57V56H62ZM69 57V56H68ZM76 57V56H75ZM82 57V56H81ZM84 57V56H83ZM158 57V56H157ZM165 57V56H164ZM173 57V56H172ZM177 57H179V56H177ZM181 57H182V55H181ZM199 57H200V55H199ZM211 57V56H210ZM209 57V58H210ZM240 57V56H239ZM252 57H253V55H252ZM263 57V56H262ZM6 58V57H5ZM28 58V57H27ZM70 58V57H69ZM68 58V59H69ZM111 58V57H110ZM109 58V59H110ZM198 58V57H197ZM220 58V57H219ZM226 58H229V57H226ZM235 58V57H234ZM238 58V57H237ZM236 58V59H237ZM242 58V57H241ZM256 58H258V56H256ZM255 58V59H256ZM11 59V58H10ZM14 59V58H13ZM37 59V61H34V60H36ZM61 59V58H60ZM63 59V58H62ZM74 59V58H73ZM137 59H139V58H137ZM136 59V60H137ZM166 59V58H165ZM169 59V58H168ZM167 59V60H168ZM186 59V58H185ZM184 59V60H185ZM191 59H192V57H191ZM196 59V58H195ZM231 60H232V56H231V58H230ZM240 59V58H239ZM260 59V58H259ZM4 60V59H3ZM2 60V61H3ZM65 60H67V59H65ZM101 60H102V58H101ZM148 60V59H147ZM153 60V59H152ZM180 60V59H179ZM179 60H178V62H179ZM187 60V59H186ZM202 60V59H201ZM222 60V59H221ZM231 60H229V61H231ZM235 60V59H234ZM238 60V59H237ZM241 60V59H240ZM247 60V59H246ZM263 60V59H262ZM1 61V62H2ZM6 61L7 60H5V61H3V62H5V64L7 65V66H9L8 64H9V62H11L12 61V59H11V61L9 60V62L8 63H6ZM14 61V60H13ZM56 61V60H55ZM60 61V60H59ZM58 61V62H59ZM63 61V60H62ZM110 60H108V62H109ZM150 61V60H149ZM181 61H182V59H181ZM191 61V60H190ZM199 61V60H198ZM233 61V60H232ZM236 61V60H235ZM235 61H234V63H235ZM242 61V60H241ZM245 61V60H244ZM251 61V60H250ZM257 61V60H256ZM256 61H254L253 63H255ZM0 62V63H1ZM54 62V61H53ZM69 62V61H68ZM129 62V61H128ZM141 62V61H140ZM150 62H152V61H150ZM164 62V61H163ZM173 62V61H172ZM186 62V61H185ZM204 62V61H203ZM215 62V61H214ZM222 62V61H221ZM247 62V61H246ZM261 62V61H260ZM57 63V62H56ZM60 63V62H59ZM87 63V62H86ZM85 63V64H86ZM120 63V62H119ZM134 63V62H133ZM198 63V62H197ZM208 63V62H207ZM219 63V62H218ZM240 63V62H239ZM244 63V62H243ZM242 62H241V65L240 64H238L237 63V65H240V66H242V64H243ZM262 63V64H261ZM260 64L258 63L257 64V66L258 65H260V66H262L263 67V62H261ZM2 64H4V63H2ZM4 64V67H2V68H5V65ZM32 64L35 66V67H33L32 66ZM85 64H83V65H85ZM105 64V63H104ZM118 64V63H117ZM132 64V63H131ZM174 64V63H173ZM179 64V63H178ZM183 64V63H182ZM226 64V63H225ZM225 64H223V65H225ZM233 64V63H232ZM231 64V65H232ZM244 64H246V63H244ZM244 64H243V66H244ZM247 64H249V63H247ZM247 64L245 65V66H247ZM11 65V64H10ZM46 65V66H45ZM52 65V64H51ZM65 65V64H64ZM63 65V66H64ZM71 65H72V62H71ZM133 65V64H132ZM160 65V64H159ZM163 65V64H162ZM190 65V64H189ZM195 65H197V64H195ZM210 65V64H209ZM208 65V66H209ZM234 65V64H233ZM252 65H254L255 66V69H256V64H252ZM6 66V67H7ZM31 66H32V68H33V70L32 69H30L31 68ZM44 66V68L43 69H41L42 67ZM62 66V65H61ZM75 66H76V63H75ZM88 66V65H87ZM86 66V67H87ZM115 66V65H114ZM124 66V65H123ZM157 66V65H156ZM168 66V65H167ZM188 66V65H187ZM205 67H206V65H204ZM203 66V67H204ZM213 66H216V65H213ZM218 66V65H217ZM221 66V65H220ZM240 66H237L238 67V69H243V68H241ZM1 67V66H0ZM39 67V68H38ZM54 67V66H53ZM52 67V68H53ZM65 67H66V65H65ZM73 67V66H72ZM85 67V66H84ZM99 67V66H98ZM111 67V66H110ZM133 67V66H132ZM170 67V66H169ZM169 67H168V69H169ZM210 67V66H209ZM211 67H212V64H211ZM226 67V66H225ZM230 67V66H229ZM236 67V65H235V68H237ZM248 67V66H247ZM2 68H0V72H2V75H5V74H3V71L5 70H7L8 69V67L7 68H5L4 70H2ZM35 68H37V69H35ZM52 68H50V69H52ZM57 68V67H56ZM143 68V67H142ZM177 68V67H176ZM180 68V67H179ZM182 68V67H181ZM208 68V67H207ZM227 68V67H226ZM233 68V67H232ZM258 68V67H257ZM29 69V70H28ZM54 69H55V67H54ZM91 69V68H90ZM152 69V68H151ZM168 69H166V70H168ZM247 68H245V71L247 72V70H246ZM259 69H261V68H259ZM258 69V70H259ZM2 70V71H1ZM8 70H10V69H8ZM7 70V71H8ZM27 70H28V72H27ZM46 70V69H45ZM44 70V71H45ZM49 70V69H48ZM71 70H73V69H71ZM83 70V69H82ZM126 70V69H125ZM129 70V69H128ZM138 70V69H137ZM144 70H145V68H144ZM155 70V69H154ZM190 70V69H189ZM194 70V69H193ZM230 70H231V68H230ZM233 70V69H232ZM235 70V71H234ZM233 71H234V74L237 76V75H239V77H238V79H235V77H232V78H234V80L232 81L231 79H229L228 81H226V84H224V86H227L228 85V87H229V90H225L224 89V87H223V84L221 85L220 84V86H222L223 87V93H221L222 91H221V89H220V91H218V92H220L223 96H225V95H227V94H229V96L227 95V96H225V98L226 97H229V98H227L228 100L230 99L231 101L230 102H228V100L226 99H223V101L225 100L226 101V103L225 104H227V103H231V105H233L232 103V100L237 96V98H238V96H240V95H237V92L239 93L240 91L239 90H237V89H239L238 87H239V85L241 84V85H247V83H246V81H247V79H246V81H245V77H242L243 75H241L240 76V74H236V70L237 69H234ZM258 70H256V72H258ZM263 70V69H262ZM5 71H4V73H5ZM38 71H34V72H38ZM51 71V70H50ZM84 71H87L86 69H84ZM107 71V70H106ZM133 71V70H132ZM151 71V70H150ZM178 71V70H177ZM179 71H180V69H179ZM199 71V70H198ZM241 71V70H240ZM253 71V70H252ZM255 71V70H254ZM9 72V71H8ZM7 72V73H8ZM9 72V73H10ZM25 72H27V73H25ZM48 72V71H47ZM62 72V71H61ZM97 72V71H96ZM113 72V71H112ZM123 72V71H122ZM137 72V71H136ZM164 72V71H163ZM169 72V71H168ZM168 72H164V73H161L162 75H163V78L165 79L166 77H164V76H168L167 75V73ZM173 72H174V69H173ZM181 72V71H180ZM183 72V71H182ZM181 72V73H182ZM185 72H186V70H185ZM237 72H238V70H237ZM242 72V71H241ZM259 72H261V71H259ZM31 73H28V74H31ZM39 73V72H38ZM49 73V72H48ZM51 73V72H50ZM77 73V72H76ZM91 73V72H90ZM175 75L178 73V72H176V70H175ZM181 73H179L180 75H181ZM184 73V72H183ZM182 73V74H183ZM192 73V72H191ZM221 73V72H220ZM248 74H249V72H247ZM246 73V74H247ZM31 74V75H32ZM40 74V73H39ZM53 74V73H52ZM84 74H86V73H84ZM115 74H116V72H115ZM135 74V73H134ZM143 74H145V71L141 74V76H143ZM159 74V73H158ZM161 74L160 75H158V76H160L159 78H161L162 76H161ZM164 74H166V75H164ZM179 74H177L178 76H179ZM196 74V73H195ZM205 74V73H204ZM243 74V73H242ZM245 74V73H244ZM245 74V75H246ZM258 74V73H257ZM256 74V75H257ZM262 74V73H261ZM8 75V74H7ZM43 75H44V73H43ZM42 75V76H43ZM46 75V74H45ZM137 75V74H136ZM152 75H153V73H152ZM176 75V76H177ZM194 75V74H193ZM229 75H231V74H229ZM244 75V76H245ZM255 75V74H254ZM260 74H258L257 76H259ZM27 76H30V75H27ZM35 73H34V77H32V78H35ZM99 76V75H98ZM134 76V75H133ZM170 76V75H169ZM172 76H174L173 74H172ZM176 76H174V77H176ZM177 76V77H178ZM183 76V75H182ZM182 76H180V78H179V80L180 79H182L183 77ZM191 77L192 75L190 74V75H188V77ZM196 76V75H195ZM221 76V75H220ZM231 76H234L233 74L231 75ZM0 77H1V74H0ZM6 77V76H5ZM41 77V76H40ZM39 77V78H40ZM53 77V76H52ZM56 77V76H55ZM100 77V76H99ZM111 77V76H110ZM116 77H117V75H116ZM132 77V76H131ZM144 77V76H143ZM157 77V76H156ZM226 77H228V76H226ZM230 77V76H229ZM228 77V78H229ZM44 78H45V76H44ZM49 78V77H48ZM47 78V79H48ZM74 78V77H73ZM139 78H140V76H139ZM193 78V77H192ZM199 78H200V76H199ZM215 78V77H214ZM231 78V77H230ZM256 78V77H255ZM36 79H37V77H36ZM35 79V80H36ZM43 79V78H42ZM46 79V78H45ZM77 79V78H76ZM75 79V80H76ZM84 79V78H83ZM100 79V78H99ZM131 79V78H130ZM134 79V78H133ZM154 79H155V77H154ZM168 79H169V77H168ZM203 79V78H202ZM3 80V79H2ZM38 80V79H37ZM81 80V79H80ZM105 80V79H104ZM135 80V79H134ZM152 80V79H151ZM158 79L156 78L155 79V82L157 81ZM176 80H178V79H176ZM183 81L182 82H184L185 80H184V78L182 79ZM187 80V79H186ZM193 80V79H192ZM195 80H196V78H195ZM194 80V81H195ZM198 80V79H197ZM207 80H208V78H207ZM6 81V80H5ZM8 81V80H7ZM34 81V80H33ZM57 81V80H56ZM62 81V80H61ZM60 81V82H61ZM83 81V80H82ZM143 81V80H142ZM161 81H163V79H161ZM169 81V80H168ZM225 81V80H224ZM236 81V82H235ZM0 82H1V79H0ZM104 82V81H103ZM133 82V81H132ZM159 82H160V80H159ZM158 82V83H159ZM165 82H167L166 81V79H165ZM181 82V83H182ZM187 81H185V84H187L186 83ZM189 82V81H188ZM209 82V81H208ZM208 82H207V86H208ZM210 82H212V81H210ZM216 82V81H215ZM214 82V83H215ZM243 82H245V84H243ZM33 83V82H32ZM54 83V82H53ZM56 83V82H55ZM73 83V82H72ZM72 83H70V84H72ZM83 83V82H82ZM85 83V82H84ZM157 83V82H156ZM162 83H164V81L162 82ZM173 82H171V89H172V87H174V86H176L175 84L176 83H174V86H172L173 84H172ZM194 83V82H193ZM196 83V82H195ZM213 83V84H214ZM222 83V82H221ZM225 83V82H224ZM58 84V83H57ZM75 84V83H74ZM101 84V83H100ZM103 84V83H102ZM112 84V83H111ZM115 84V83H114ZM170 84V83H169ZM179 84H180V82H179ZM179 84H177V85H179ZM192 84V83H191ZM197 84V83H196ZM200 84V81H199V83L197 84L198 85V87L200 86L199 85ZM204 84V83H203ZM202 84V85H203ZM216 84V83H215ZM98 85V84H97ZM117 85V84H116ZM115 85V86H116ZM157 85H159V84H157ZM189 85V83L186 85V86H188ZM194 86H196L195 84H193ZM210 85V84H209ZM217 85V84H216ZM32 86V85H31ZM101 86V85H100ZM111 86V85H110ZM118 86V85H117ZM152 86V85H151ZM154 86V85H153ZM166 86V85H165ZM186 86H185V88H186ZM190 86V85H189ZM243 86V87H244ZM35 87V86H34ZM77 87H78V85H77ZM90 87H92V86H90ZM98 87V86H97ZM108 87V86H107ZM167 87V86H166ZM170 87H168V88H170ZM190 87H192V86H190ZM204 87H206V86H204ZM210 87V86H209ZM214 87V86H213ZM217 87V86H216ZM215 87V88H216ZM228 87H226L227 89H228ZM240 87H242V86H240ZM242 87V88H243ZM33 88V87H32ZM37 88H39V87H37ZM44 88V87H43ZM89 88V87H88ZM100 88V87H99ZM102 88V87H101ZM125 88V87H124ZM141 88V87H140ZM147 88V87H146ZM177 88V87H176ZM179 88H180V85H179ZM179 88H177V90L179 89ZM184 88V87H183ZM195 88V87H194ZM201 88V87H200ZM245 88V87H244ZM30 90H28V88L26 89V90H28V92H30L31 91V93H33L34 91H35V89L32 91L31 90V87L29 88ZM68 89V88H67ZM70 89V88H69ZM129 89V88H128ZM139 89V88H138ZM166 89V88H165ZM175 89V88H174ZM188 89V88H187ZM186 89V90H187ZM190 89V88H189ZM217 89V88H216ZM40 90V89H39ZM83 90V89H82ZM87 90V89H86ZM95 90V89H94ZM123 89H121V91H122ZM145 90V89H144ZM153 90V89H152ZM173 90V89H172ZM176 90V89H175ZM183 90V89H182ZM192 91H193V89H191ZM195 90H197L198 91V89L197 88H195ZM195 90H194V92H195ZM201 90H203V89H201ZM207 90H208V88H207ZM206 90V91H207ZM211 90V89H210ZM243 90V89H242ZM104 91H106V90H104ZM108 91V90H107ZM110 91V90H109ZM126 91V90H125ZM154 91V90H153ZM161 91V90H160ZM164 91V90H163ZM165 91H167V90H165ZM164 91V92H165ZM168 91H170V90H168ZM196 91V92H197ZM209 91V90H208ZM227 91V92H226ZM22 91H20V93H21ZM24 92V91H23ZM25 92H27V91H25ZM28 92H27V94H28ZM36 92H38V91H35V93ZM62 92V91H61ZM95 92V91H94ZM99 92H100V90H99ZM113 92V91H112ZM114 92H116V90H114ZM138 92V91H137ZM143 92V91H142ZM149 92V91H148ZM173 92H176V91H173ZM180 92H182V91H180ZM179 91H178V93H180ZM185 92V91H184ZM190 92V91H189ZM195 92V93H196ZM205 91H203V93H204ZM244 92V90L242 91V92H240V93H243ZM97 93V92H96ZM110 93V92H109ZM116 93H118V92H116ZM132 93V92H131ZM150 93V92H149ZM151 93H153V92H151ZM191 93V92H190ZM194 93V94H195ZM210 93V92H209ZM219 93V94H220ZM12 94V95H13ZM30 94V93H29ZM34 94V93H33ZM33 94H31V95H33ZM84 94V93H83ZM97 94H99V93H97ZM96 94V95H97ZM122 94V93H121ZM142 94V93H141ZM154 95H155V93H153ZM158 94V93H157ZM163 94V93H162ZM167 94V93H166ZM176 94H177V92H176ZM182 94V96L180 97V98H182L183 97V93H181ZM187 94H188V92H187ZM186 94V95H187ZM193 94V95H194ZM198 94H200L199 93V91H198ZM217 94V93H216ZM215 94V98H217V96L219 95V94H217L216 95ZM219 95L218 96V98L220 99V98H223V96L222 95ZM11 95V96H12ZM14 95V96H15ZM21 95V94H20ZM22 95H24V93L22 94ZM38 95H40V93L39 94H37L36 93V95L34 94V96H37L38 97ZM95 95V94H94ZM105 95V94H104ZM111 94H109V96H110ZM112 95H114V94H112ZM111 95V96H112ZM117 94H115V96H116ZM170 95H171V91H170ZM169 95V96H170ZM173 95H175L174 93H173ZM179 95V94H178ZM184 95H185V93H184ZM186 95H185V97H186ZM209 95V94H208ZM208 95H206V96H208ZM211 95V94H210ZM242 95V94H241ZM8 96V95H7ZM11 96H9L8 98H10ZM25 96V95H24ZM27 96V95H26ZM57 96V95H56ZM81 96V95H80ZM100 96V95H99ZM106 96V95H105ZM138 96V95H137ZM177 96V95H176ZM176 96H171L172 98H175ZM200 96V95H199ZM198 96V97H199ZM205 96V95H204ZM213 96V95H212ZM2 97H4L3 99H2ZM17 96H15V98H16ZM19 97H21V96H19ZM61 97V96H60ZM78 97V96H77ZM113 97V96H112ZM118 98H119V96H117ZM120 97H121V95H120ZM158 97V96H157ZM188 97V96H187ZM194 97V96H193ZM195 97H196V95H195ZM262 97V96H261ZM12 98H13V96H12ZM29 98H31V97H29ZM39 98V97H38ZM58 98H59V96H58ZM81 98V97H80ZM88 98H89V96H88ZM87 98V99H88ZM93 98V97H92ZM106 98H108L107 96H106ZM131 98H133V97H131ZM147 98V97H146ZM168 98V97H167ZM171 98V99H172ZM177 98H178V96H177ZM179 98V99H180ZM190 99H193L191 96L189 97ZM200 98V97H199ZM205 98V97H204ZM203 98V99H204ZM213 98V97H212ZM236 98V99H237ZM240 98H242V100H243V102L246 100L245 99V93H244V96L242 95V97H240ZM19 98H17V100H18ZM23 99V98H22ZM28 99V98H27ZM27 99L25 100V101H27ZM33 99V98H32ZM35 99V98H34ZM73 99V98H72ZM84 99V98H83ZM90 99V98H89ZM102 99V98H101ZM110 99V98H109ZM149 99V98H148ZM162 99V98H161ZM169 99V98H168ZM178 99V100H179ZM208 99H209V97H208ZM245 99V100H244ZM9 100V99H8ZM12 100V99H11ZM15 99H13V101H14ZM38 100V99H37ZM37 100H34V101H37ZM70 100V99H69ZM77 100V99H76ZM106 100V99H105ZM113 100H115V99H111V101H113ZM121 100V99H120ZM163 100H165V99H163ZM174 100H176V99H174ZM174 100H172V101H174ZM195 100H197V99H195L194 98V101ZM239 100V99H238ZM16 101V100H15ZM19 101H21L22 102V100H21V98L18 100V102ZM33 101V100H32ZM39 101V100H38ZM59 101V100H58ZM74 101H75V98H74ZM82 101V100H81ZM85 101H86V99H85ZM93 101V100H92ZM116 101H117V99H116ZM115 101V102H116ZM148 101V100H147ZM166 101L167 102H169L167 99H166ZM182 101H185L184 99L182 100ZM188 101V100H187ZM186 101V102H187ZM194 101H193V103H194ZM198 101V100H197ZM200 101V100H199ZM208 101H210V100H207V102ZM212 101H214L213 99H212ZM211 101V102H212ZM219 101V100H218ZM234 101V100H233ZM240 101H241V99H240ZM248 101V100H247ZM247 101L245 102V103H247ZM18 102H14V103H18ZM31 102V101H30ZM41 103L42 102H44V100L42 101H40ZM48 102V101H47ZM53 102V101H52ZM89 102V101H88ZM105 102V101H104ZM114 102V101H113ZM133 102H134V100H133ZM153 102V101H152ZM196 102V101H195ZM210 102V103H211ZM214 102H216V101H214ZM7 103V105H5ZM24 103H26V102H24ZM54 103V102H53ZM79 103V102H78ZM91 103V102H90ZM93 103V102H92ZM108 103H112V102H108ZM119 103H120V101H119ZM140 103H142V102H140ZM157 103H160V102H157ZM156 103V104H157ZM173 103H175V102H173ZM223 103V102H222ZM235 103V102H234ZM237 103L238 104H235L236 105V107H234V105H233V107H231L230 108V105H229V110L228 109H226L225 110V112L223 111L222 113H223V115H222V117L224 116V114L226 113V115H227V118H225V119H227L226 120V122H228L229 124H230V127H231V120H232V118L234 119H236V117H235V115H237V114H239V115H243L244 113H245V111L247 110L246 109V107H245V109H244V105H246L245 103H244V105H242L243 106V108L241 107V106H239V101H237ZM241 103H242V101H241ZM241 103H240V105H241ZM248 103H249V101H248ZM23 104V103H22ZM28 104V103H27ZM72 104V103H71ZM80 104H82V103H80ZM79 104V105H80ZM94 104V103H93ZM122 104V103H121ZM124 104H125V102H124ZM137 104V103H136ZM146 104V103H145ZM152 104H154V103H152ZM155 104V105H156ZM163 104V103H162ZM178 104H180V103H178ZM183 104V103H182ZM185 104V103H184ZM183 104V105H184ZM191 104H192V102H191ZM190 104V105H191ZM198 104V103H197ZM217 104V103H216ZM5 105V106H4ZM40 105H42V104H40ZM78 105V104H77ZM89 105V104H88ZM104 105H105V103H104ZM115 106H116V104H114ZM114 105H113V107H114ZM120 105V104H119ZM126 106L128 105V104H125ZM139 105V104H138ZM140 105H142V104H140ZM169 105H171V104H169ZM175 105V104H174ZM188 105V104H187ZM208 105V104H207ZM219 105H220V103H219ZM219 105H217V106H219ZM238 105V106H237ZM32 106V105H31ZM107 106V105H106ZM145 106V105H144ZM166 106V105H165ZM168 106V105H167ZM182 106V105H181ZM194 106V105H193ZM198 106V105H197ZM206 106V105H205ZM221 106V105H220ZM219 106V107H220ZM225 106V105H224ZM23 107V106H22ZM25 107V106H24ZM23 107V108H24ZM40 107V106H39ZM43 107H45L46 108V106H43ZM119 106H117V108H118ZM125 107V106H124ZM134 107V106H133ZM133 107H131V108H133ZM141 107V106H140ZM158 108H159V106H157ZM162 107V106H161ZM160 107V108H161ZM184 107V106H183ZM192 107V106H191ZM201 107V106H200ZM199 107V108H200ZM211 107V106H210ZM228 107V106H227ZM239 107L240 108H242V110L244 109L245 111L242 113L240 110L241 109H239ZM23 108H21V110L23 109ZM28 108V107H27ZM30 108V107H29ZM32 108V107H31ZM106 108V107H105ZM104 108V109H105ZM128 108V107H127ZM144 108H146V107H144ZM152 108H153V106H152ZM156 109V107H155V109L158 111V112H156V115H159V113L161 112V113H163L162 111H164L163 110V108L162 109ZM169 108V107H168ZM181 108V107H180ZM196 108V107H195ZM195 108H194V110H195ZM218 108V107H217ZM220 108H222V107H220ZM234 108V109H233ZM235 108H236V110H235ZM237 108H238V111H240V113L237 111ZM34 109H36V108H34ZM41 109V108H40ZM43 109V108H42ZM70 109V108H69ZM78 109V108H77ZM77 109H76V111H77ZM80 109H81V107H80ZM83 109V108H82ZM112 109V108H111ZM119 110H121V109H123V108H118ZM125 109V112H123L124 110H122V112L123 113H127L128 115H129V113L128 112H130V110L131 109H129V111H127V109H126V107L124 108ZM135 109V108H134ZM140 109V108H139ZM154 109V108H153ZM172 109V108H171ZM184 109V108H183ZM187 109V108H186ZM190 109V108H189ZM188 109V110H189ZM204 109V108H203ZM208 109H210V108H208ZM215 108H212L211 109V111L212 110H214ZM231 109V110H230ZM68 110V109H67ZM92 110V109H91ZM98 110V109H97ZM109 110V109H108ZM113 110V109H112ZM138 110V109H137ZM136 109H135V111H137ZM145 110V109H144ZM151 110V109H150ZM162 110V111H161ZM176 110V109H175ZM180 110V109H179ZM199 110V109H198ZM25 111V110H24ZM29 111V110H28ZM52 111V110H51ZM60 111V110H59ZM80 111V110H79ZM79 111H77V112H79ZM83 111V110H82ZM89 111V110H88ZM93 111V110H92ZM116 111V110H115ZM114 111V112H115ZM153 110H151L150 112H152ZM160 111V112H159ZM167 110H165V112L162 114L163 116L165 115V113L167 114V112H166ZM178 111V110H177ZM193 111V110H192ZM200 112H201V110H199ZM233 113H232V112ZM235 111H237V113L235 112ZM22 112H23V110H22ZM30 112V111H29ZM44 112V111H43ZM55 112V111H54ZM89 112H91V111H89ZM121 112V111H120ZM118 113L117 112V114H122L121 115V118H122V116L124 115L125 116V114H123L122 112L121 113ZM132 112H133V109H132ZM190 112V111H189ZM208 112V111H207ZM216 112V111H215ZM214 112V113H215ZM264 112V111H263ZM28 113V112H27ZM27 113H25L26 115H27ZM73 113V112H72ZM136 113V112H135ZM140 113V112H139ZM143 113V112H142ZM146 113V112H145ZM144 113V114H145ZM153 113H155V112H153ZM175 113V112H174ZM182 113H183V111H182ZM181 113V114H182ZM187 113V112H186ZM211 113V112H210ZM242 113V114H241ZM22 114V113H21ZM34 114H35V112H34ZM49 114V113H48ZM66 114H68V113H66ZM94 114H95V112H94ZM94 114H93V117H94ZM97 114V113H96ZM117 114H116V117L115 118H113V120L114 121H112V123H115V124H111L112 125V128H114L113 130H111V128H107V129H105V130H108V129H110V130H108L110 133L112 132H114L115 133V135H112L113 137L109 140V136H107V137H109V138H107L106 137V134L108 135V133H106L105 134V132H108V131H104V134H105V137H103L104 136V134L102 133L103 132V130H102V132H101V129L99 128V127H101L100 125L99 126H97V124L96 125H94L93 123H92V128H90L89 127V129H93L92 131L93 132H95L94 131V128L93 127H95V126H97L98 128H96V132L95 133H97V139H98V141L99 142H97V144L98 143H100V145L99 146H97L98 148H95V152H96V154H95V152H92V154H91V152H89V151H87L88 152V154L90 153L91 154V156L92 157H90V156H86V155H88V154H83V155H81V159L79 160V159H77L78 158V156H74V157H77L76 159H77V161H76V159H74V161H76V162H78V160H79V162L81 163L82 161V167H81V165L78 167L76 164H74L75 165V167H73V168H71V169H76V166L79 168V169H81L80 171L79 170H74V171H76L75 172V176H78L81 180H79V179H76L77 181L79 180L80 181V183H81V181H85V183L88 181V182H96V181H99V183L98 184H102V183H105V182H115V181H174V182H177V181H251V179H253V177L255 178V180L254 181H264V180H262L263 178H262V176H264V175H262V174H264V172H263V170H261V171H256L255 173L253 172V175H251L250 173H248L249 174V176L246 174V172H245V174L243 175V177H241L240 178V180H238V178L241 176H239V175H237V172L239 173V171L241 170H243V169H238L237 167V163H236V161H234L232 158H234L235 157V153H234V151L232 150V148H233V144L232 145H228L230 142H227V141H225V138L224 137H222L221 135H222V132L224 133V131L225 130H223V131H221V135H220V137H222L223 138V140L224 141H222V143H224V144H227V145H225L226 147V151H222V152H225L226 153V156H228V159H231V160H226L227 161V163H226V167L225 166H223V167H225V168H222V166H221V164L223 165V164H225L224 162H222V159L221 158H218L217 156H218V153H217V151H215V153L210 149V152H212V153H214V155L213 156H215L216 155V153H217V156H215V157H211V156H209V155H206V154H208V151L206 150V149H200V148H202L203 146L200 144H198V143H196V141H198V137H200V136H198L197 137V135H199V134H197V132L199 133V131L200 132H202L203 131V129L202 128H204V134H205V127H201L200 125H198L197 124V126H200V127H196L197 129L195 130V128H193L192 126V131H190L191 132V134H192V132L193 133H196L195 134V137H197V139H191L192 138V136H193V138H195L194 137V134H192V136H187V137H190V142H192L191 144H192V149H194V150H192L191 149V151L192 152H190L189 154H187L188 152L186 151V150H188V149H186L185 151H184V149L185 148H189L190 149V145H188V144H190L189 143V141L187 140V139H189V138H186L185 137V135L184 136H182V135H180L179 136V134H177L181 139H180V141H182L183 142V139H185L186 138V142H187V146L185 145L184 146V149L183 148H180L181 147V145H182V142H181V144L179 145V147H178V149H177V146L175 145L174 146V144H173V146L174 147H176V149L175 148H172L173 150H171L170 151V153L168 152V154L166 153L165 154V152L163 153V154H161L162 156H157V155H159V152H157L156 153V151H155V153L157 154L156 156H155V153H154V150H157V149H155L156 148V146H155V144H157L156 142L158 141V139H156V138H159L157 135H159V133L158 134H156L158 131H156L155 130V128L154 127H156V126H158L157 124H156V126L154 125V124H152L151 125V121H150V119H149V110H148V112H147V114L146 115H143V119L141 118V116H140V118H134V114L132 113V116H133V118L134 119H137L138 121H140V120H142V121H140V122H136V120L134 121V122H132V124L133 125H131V123H129V125H128V121H129V117H128V115H127V117L125 116V119H127L128 121L127 122H125V120H124V124H126L127 123V125H124V124H121L122 122H121V120L120 119H118V118H120V117H118L117 116ZM137 114V113H136ZM171 114V113H170ZM262 114H264V113H262ZM23 115V114H22ZM59 115V114H58ZM77 115V114H76ZM109 115V114H108ZM155 115V114H154ZM169 115V114H168ZM174 115V114H173ZM172 115V116H173ZM196 115V114H195ZM209 115V114H208ZM211 115V114H210ZM210 115H209V120L211 119V117H210ZM214 115V114H213ZM225 115V116H226ZM17 116V115H16ZM18 116H20V115H18ZM25 116V115H24ZM73 116H75V115H73ZM86 116V115H85ZM84 116V117H85ZM103 116V115H102ZM113 116H115V115H113ZM130 116H131V113H130ZM138 116V115H137ZM175 116V115H174ZM192 116H193V114H192ZM207 116V115H206ZM215 117L217 116V115H214ZM231 116H232V118H231ZM34 117V116H33ZM77 117V116H76ZM83 117V116H82ZM83 117V118H84ZM96 117H97V115H96ZM150 117H151V115H150ZM159 117H160V115H159ZM162 117V116H161ZM168 117V119L167 120H165V119H162V121L163 122H161L160 121V128L159 127H156V128H158L160 131H162L161 129L163 128V129H165L166 130V133L169 131V129H175L176 127V125H178V123H179V125L178 126H180L181 127V123L182 122H179L178 120H176V118H169V116H167V115H165V117H162V118H167ZM177 117V116H176ZM196 117V116H195ZM242 117V116H241ZM246 117V116H245ZM91 118V116L89 117V119ZM106 118V117H105ZM109 118H111V117H109ZM152 118V117H151ZM157 118V117H156ZM201 118V117H200ZM212 118H214V117H212ZM229 118V119H228ZM238 118L240 119V116H238ZM34 119V118H33ZM44 120H46L45 118H43ZM57 119V118H56ZM59 119V118H58ZM67 119V118H66ZM65 119V120H66ZM75 119H77V118H75ZM80 119H81V117H80ZM102 119V118H101ZM133 119V120H134ZM140 119V120H139ZM153 119V118H152ZM189 119V118H188ZM203 119H205V118H203ZM207 119V118H206ZM216 119V118H215ZM221 119V118H220ZM222 119H224V118H222ZM235 119L232 121L233 123H236V121H235ZM239 119H236V120H239ZM246 118H244V121H246L245 120ZM262 119V118H261ZM6 120V121H7ZM15 120V119H14ZM19 120V119H18ZM43 120V121H44ZM50 120V119H49ZM84 120V119H83ZM95 120V119H94ZM93 120V118L90 120V122L91 121H94ZM103 120H105V121H103V122H106L107 120L106 119H103ZM130 120H132V119H130ZM179 120H181V119H179ZM186 120H187V118L183 121V122H185V124H184V127H185V125L187 124L188 125V121L186 122ZM200 120V119H199ZM214 120V119H213ZM213 120H210V122H211V124H212V122H213ZM217 121H218V119H216ZM243 120V119H242ZM250 120V119H249ZM20 121V120H19ZM26 121V120H25ZM28 121V120H27ZM36 121V120H35ZM42 121V122H43ZM57 121V120H56ZM63 121V120H62ZM96 121V120H95ZM123 121V120H122ZM182 121V120H181ZM203 120H201V122H202ZM243 121V122H244ZM247 121H248V118H247ZM32 122V121H31ZM41 121H40V119H39V123H40ZM82 122V121H81ZM89 123V120L87 121V120H85V126L83 127V124H82V129H83V131H85L84 130V128H86V130H87V127H86V124L87 123ZM96 122H98V120L96 121ZM99 122H101L100 120H99ZM108 122H109V119H108ZM131 122V121H130ZM167 122L168 123H170V124H167ZM198 122H200V121H198ZM206 122H208V121H206ZM210 122H209V124H210ZM214 122H215V120H214ZM220 122H221V120H220ZM240 122V121H239ZM256 122V121H255ZM263 122V121H262ZM2 123V122H1ZM29 123V122H28ZM53 123V122H52ZM51 123V124H52ZM66 123V122H65ZM80 123V122H79ZM78 123V124H79ZM140 123H142V126L141 125H139ZM224 123L225 122H223V126H224ZM242 123V122H241ZM247 123V122H246ZM253 123V122H252ZM252 123H249V124H252ZM259 123V122H258ZM258 123H257V125L256 126H258ZM42 124H44V123H42ZM50 124V125H51ZM55 124V123H54ZM60 125H61V121H60V123H59ZM69 124V123H68ZM107 124L108 123H106V124H103L102 126L103 127H105V126H107ZM138 124V127L136 126V125ZM167 124V126H165ZM176 124V125H175ZM200 124V123H199ZM208 124V123H207ZM220 124V123H219ZM218 124V125H219ZM221 124H222V122H221ZM244 124V123H243ZM243 124H241V127H242V125ZM255 124V123H254ZM262 124V123H261ZM23 125V124H22ZM35 125H37V124H35ZM41 125V124H40ZM72 125V124H71ZM70 125V126H71ZM75 125H77L76 123H75ZM110 125V126H111ZM134 125L137 127H134ZM153 125H154V127H153ZM172 127H171V126ZM175 125V126H174ZM192 125H196V124H192ZM204 125V124H203ZM217 125V124H216ZM215 125V126H216ZM232 125H235V124H232ZM237 125H240L239 123L237 124ZM236 125V126H237ZM31 126V125H30ZM43 126V125H42ZM56 126H58V125H56ZM73 126V125H72ZM79 126V125H78ZM78 126H77V130L79 129V128H81V126L78 128ZM87 126H89V125H87ZM90 126H91V124H90ZM124 126V127H123ZM163 126V127H162ZM177 126V127H178ZM190 126V125H189ZM210 126H211V128L213 129V132H212V129L210 128ZM226 126H227V123H226V125L224 126V128L226 129ZM245 126V125H244ZM243 126V127H244ZM255 126V125H254ZM40 127V126H39ZM46 127V126H45ZM48 127H49V125H48ZM69 127V126H68ZM76 127V126H75ZM75 127H73V130H72V128H71V130L72 131H74V130H76V128ZM102 127V128H103ZM168 127V128H167ZM170 127V128H169ZM175 127V128H174ZM184 127H181V128H177L179 131H180V129L182 130V128H184ZM209 127V129L208 130H206V137L207 136H213V135H215V133L216 134H218L219 135V133H218V129L219 128H221V127H217L218 129V131L217 132H215L216 131V129H214L213 127H212V125H209L208 126ZM239 127V126H238ZM242 127V128H243ZM246 127H247V125H246ZM245 127V128H246ZM252 128H253V126H251ZM66 128H67V126H66ZM75 128V129H74ZM189 128V127H188ZM187 127L185 128V129H188ZM223 128V127H222ZM232 128V127H231ZM230 128V129H231ZM244 128V129H245ZM251 128V129H252ZM258 128V127H257ZM260 128V127H259ZM39 129V128H38ZM69 129H70V127H69ZM81 129V130H82ZM100 130V131H97V130ZM154 129V130H153ZM157 129V130H158ZM176 129V130H177ZM185 129H183L182 131H180V133H182L183 132V134H184V132H185ZM190 129V128H189ZM228 129H229V125H228ZM229 129V130H230ZM233 129V131L236 129V127L234 128H232ZM254 129H255V127H254ZM5 130H6V128H5ZM36 130V129H35ZM40 130V129H39ZM45 131H46V129H44ZM49 130V129H48ZM48 130H47V132H48ZM55 130V129H54ZM62 130V129H61ZM71 130H69V131H71ZM80 130V129H79ZM80 130V131H81ZM175 130V131H176ZM197 130H199V131H197ZM221 130V129H220ZM229 130H227V131H229ZM240 130H241V128H240ZM248 130V129H247ZM256 130V129H255ZM254 130V131H255ZM7 131V130H6ZM15 131V130H14ZM154 133H153V132ZM171 131V130H170ZM170 131L168 132L169 134H170ZM188 131V130H187ZM187 131L185 132V134L187 133ZM208 131V132H207ZM210 131V132H209ZM233 131H231V132H233ZM236 131H237V129H236ZM260 131V130H259ZM10 132V131H9ZM29 132V131H28ZM36 132V131H35ZM41 132V131H40ZM39 132V133H40ZM46 132V133H47ZM63 132V131H62ZM76 132V131H75ZM78 132V131H77ZM76 132V133H77ZM98 132H101L99 135H101V134H103V136H102V138H101V140L103 139V140H105V142H106V140L107 141H109L110 142V144H109V142H106V143H104L103 142V140L101 141V140H99L100 138L98 137ZM172 133H174V131H171ZM220 132V131H219ZM230 132V131H229ZM243 132V131H242ZM43 133L44 134H46L44 131H43ZM49 133H50V131H49ZM53 133V132H52ZM58 133V132H57ZM64 133V132H63ZM68 133H71V132H68ZM75 133V134H76ZM86 133H88V132H86ZM89 133H90V131H89ZM95 133H94V136L93 137H96L95 136ZM109 133V135H111ZM113 133V134H114ZM210 133H211V135H210ZM234 133H236V132H234ZM249 133H250V131H249ZM74 134V135H75ZM77 134H79V132L77 133ZM92 134V133H91ZM155 134H156V136H155ZM160 134H162V133H160ZM165 134V133H164ZM203 133L201 134V138L203 137L202 135H204ZM225 134V133H224ZM223 134V136H225V135H227V138H229V134L228 133H226L225 135ZM233 134V133H232ZM238 134V133H237ZM242 134V133H241ZM257 134V133H256ZM261 134V133H260ZM42 135V134H41ZM41 135H40V137H41ZM81 135H82V133H81ZM86 135V134H85ZM165 135H167V134H165ZM175 135V134H174ZM229 135V136H228ZM253 135H255V134H253ZM20 136V135H19ZM73 136V135H72ZM84 136V135H83ZM161 136V135H160ZM168 136H170V135H167V137ZM243 136V135H242ZM250 136V135H249ZM263 136V135H262ZM10 137V136H9ZM43 137V136H42ZM41 137V138H42ZM47 137V136H46ZM53 137H54V135H53ZM75 137V136H74ZM77 137H78V135H77ZM89 137V136H88ZM165 137V136H164ZM170 137H176V136H170ZM184 137V138H183ZM205 137V139H200V141L201 140H207L208 141V143L210 142V139H212V137L210 138V137H208V138H206ZM213 137H215V136H213ZM218 137V136H217ZM234 137H235V135H234ZM240 137V136H239ZM238 137V138H239ZM55 138V137H54ZM57 138H58V136H57ZM68 138H69V136H68ZM161 138V137H160ZM162 138H163V136H162ZM169 138V137H168ZM167 138V139H168ZM210 138V139H209ZM219 138V137H218ZM217 138V139H218ZM221 138V139H222ZM226 138V139H227ZM231 138V137H230ZM230 138L229 139H227L228 141H231L230 140ZM241 138V137H240ZM245 138V137H244ZM251 138V137H250ZM259 138V137H258ZM8 139V138H7ZM71 139V138H70ZM82 139H83V137H82ZM89 139V138H88ZM91 139H93V138H91ZM95 139V138H94ZM96 139V140H97ZM171 139V138H170ZM177 137H176V141H177ZM236 138H234V140H235ZM257 139V138H256ZM14 140V139H13ZM47 140V139H46ZM56 140V139H55ZM54 140V141H55ZM62 140V139H61ZM74 140H78V138L77 139H74ZM157 140V141H156ZM162 139H160V141H161ZM163 140H164V138H163ZM165 140H166V138H165ZM164 140V141H165ZM172 140H173V138H172ZM175 140V139H174ZM173 140V141H174ZM244 140H246V139H244ZM51 141V140H50ZM58 141H60V140H58ZM113 141V142H112ZM152 141H154L155 142V144H154V142L152 143ZM168 141V140H167ZM170 141V140H169ZM178 141H179V139H178ZM207 141H205V142H207ZM260 141V140H259ZM264 141V140H263ZM263 141H261V142H263ZM12 142V141H11ZM22 142V141H21ZM41 142V141H40ZM46 142H48V141H46ZM71 142V141H70ZM77 142V141H76ZM79 142V141H78ZM204 142V144H206L207 146H208V144L207 143H205ZM219 142H220V140H219ZM231 142H233L234 143V141H231ZM237 142H238V140H237ZM255 142V141H254ZM55 143H57V142H55ZM86 143V142H85ZM95 143V142H94ZM107 143H108V145H107ZM176 143V142H175ZM178 143H180V142H178ZM216 143H217V141H216ZM221 143V144H222ZM246 143V142H245ZM16 144V143H15ZM50 144V143H49ZM70 144V143H69ZM75 144V143H74ZM90 144V143H89ZM96 144V145H97ZM154 144V145H153ZM161 143H159L158 145H160ZM163 144V143H162ZM161 144V146H159V147H161V148H163L164 147V145H162ZM165 144V143H164ZM172 144V143H171ZM193 144H198V145H196V147H195V145H194V148H193ZM210 144V143H209ZM231 144V143H230ZM236 144V143H235ZM237 144H239V143H237ZM242 144V143H241ZM249 144V143H248ZM27 145V144H26ZM54 145V144H53ZM78 145H79V143H78ZM88 145V144H87ZM215 145V144H214ZM217 145V144H216ZM219 145V144H218ZM223 145V144H222ZM245 145V144H244ZM258 145V144H257ZM259 145H260V143H259ZM258 145V146H259ZM1 146V145H0ZM56 146V145H55ZM73 146V145H72ZM72 146H71V148H72ZM91 146H93L92 145V143H91V145H89V147H91ZM111 146V147H110ZM155 148H154V147ZM166 146V145H165ZM189 146V147H188ZM197 146L199 147V148H197ZM201 146V147H200ZM229 146H230V148H229ZM237 146V145H236ZM252 146V145H251ZM264 146V145H263ZM17 147V146H16ZM56 147H58V146H56ZM62 147V146H61ZM76 147V146H75ZM85 146H83V148H84ZM110 147V148H109ZM221 147V146H220ZM223 147H224V145H223ZM223 147H222V149H223ZM242 147V146H241ZM254 147V146H253ZM29 148V147H28ZM27 148V149H28ZM86 148V147H85ZM84 148V149H85ZM88 148V147H87ZM170 148V149H171ZM212 148V147H211ZM214 148V147H213ZM219 148V147H218ZM256 148H257V146H256ZM42 149H44V148H42ZM66 149V148H65ZM70 149V148H69ZM73 149V148H72ZM71 149V150H72ZM93 149V148H92ZM183 149V150H182ZM236 149V148H235ZM248 149H250V148H248ZM48 150V149H47ZM51 150V149H50ZM49 150V151H50ZM56 150H57V148H56ZM90 150V149H89ZM207 151V152H205V151ZM218 150V149H217ZM243 150V149H242ZM247 150V149H246ZM252 150H254V149H252ZM40 150H38V152H39ZM68 151V150H67ZM66 151V152H67ZM79 151V150H78ZM86 151V150H85ZM92 151V150H91ZM94 151V150H93ZM159 151V150H158ZM161 151V150H160ZM220 151V150H219ZM239 151H240V149H239ZM249 151V150H248ZM42 152V151H41ZM73 153H74V151H72ZM80 152V151H79ZM83 152V151H82ZM167 152V151H166ZM187 152V153H186ZM63 153V152H62ZM65 153V152H64ZM94 153V154H93ZM225 153H224V155H225ZM243 153V152H242ZM245 153V152H244ZM35 154H36V152H35ZM42 154V153H41ZM40 154V155H41ZM71 154V153H70ZM89 154V155H90ZM165 154V155H164ZM223 154V153H222ZM238 154H239V152H238ZM247 154V153H246ZM21 155V157H20V161L18 160V159H16V160H13L12 159V157L14 158L15 156H16V158H18L19 156ZM68 155H69V151H68ZM74 155V154H73ZM212 155V154H211ZM223 155V156H224ZM239 155H244V154H239ZM35 156V155H34ZM36 156H38V154H36ZM66 156H67V154H66ZM219 156L221 157L222 155H220L219 154ZM226 156H224V157H226ZM223 157V158H224ZM237 157V156H236ZM0 158H1V156H0ZM35 158V157H34ZM38 159H39V157H37ZM36 158V159H37ZM40 158H41V156H40ZM72 158H73V156H72ZM227 158V157H226ZM244 157L242 156V158L241 159H243ZM37 159V160H38ZM221 160V162H220V160ZM238 159H240V158H238ZM245 159V158H244ZM246 159H247V157H246ZM23 160H24V156H23V152L22 151H20V150H17V149H15L13 152H12V154H11V156L5 161V162H8V163H11V164H13V167H17V165H19V164H21L22 162H23ZM62 160V159H61ZM68 160V159H67ZM70 161L72 160V159H69ZM225 160V159H224ZM223 160V161H224ZM233 160V161H232ZM74 161H73V163H74ZM228 161H230V162H228ZM238 161V160H237ZM241 161V160H240ZM244 161H246V160H244ZM248 161V160H247ZM246 161V162H247ZM260 161V160H259ZM259 161H257L258 163H259ZM2 162H4V161H2ZM33 162H36V160L34 161L33 160ZM69 162V161H68ZM72 162V161H71ZM79 162H78V164H79ZM256 162V163H257ZM263 162V161H262ZM65 163V162H64ZM264 163V162H263ZM33 164V163H32ZM71 164V163H70ZM207 164V168H209L210 166L213 168H211L212 170H203V168H205V166L204 165H206ZM208 164L210 165L209 167H208ZM255 164V163H254ZM0 165H2V164H0ZM34 165V164H33ZM63 165V164H62ZM68 165H69V163H68ZM73 165V164H72ZM202 167V165L204 166V167H202V169H201V167ZM240 165V164H239ZM262 165H264V164H262ZM66 166V165H65ZM256 166V165H255ZM61 167V166H60ZM72 167V166H71ZM200 167V168H199ZM241 166H239V168H240ZM12 168V167H11ZM10 168V169H11ZM21 168V167H20ZM55 168V167H54ZM67 168H68V166H67ZM199 168V169H198ZM206 168V169H207ZM246 168V167H245ZM259 168H260V166H259ZM262 168V167H261ZM10 169H7V167L5 168V167H3V165H2V167L0 166V211L1 212H6V211H8L11 207V202H12V200H13V197H14V195H16V190H17V187H16V184H17V182H14L13 180H11V177L9 176V174L11 175V176H13V174L11 173V171L13 172V170H15V169H13V170H10ZM66 169V168H65ZM254 169V168H253ZM17 170V169H16ZM215 170V171H214ZM248 170V169H247ZM210 171H212V172H210ZM244 171H246V169L244 170ZM243 171V172H244ZM15 172H17L18 173V177H22V175H21V172L20 171H15ZM20 172V173H19ZM73 172V171H72ZM247 172H251V170L249 171H247ZM242 173V172H241ZM240 173V174H241ZM261 173V174H260ZM72 174V173H71ZM215 175V176H214ZM251 175V176H250ZM255 175V176H254ZM16 177H17V175H15ZM14 176V177H15ZM25 176V175H24ZM237 176H238V178H237ZM253 176V177H252ZM235 177V178H234ZM249 177H251V179L249 178ZM72 178V177H71ZM74 178H77V177H74ZM249 180H248V179ZM61 179V178H60ZM66 180V179H65ZM65 180H64V182H65ZM252 180V181H253ZM78 181V182H79ZM101 181V182H100ZM69 182V181H68ZM72 182H73V180H72ZM76 182V181H75ZM87 182V183H88ZM74 183V182H73ZM77 184V183H76ZM92 184V183H91ZM19 185V184H18ZM65 185V184H64ZM84 185V184H83ZM87 185V184H86ZM89 186V185H88ZM97 186V185H96ZM96 186H94V188H96ZM91 187H92V185H91ZM88 188V187H87ZM86 188V189H87ZM93 188V189H94ZM18 189H19V187H18ZM67 189V188H66ZM93 189H92V192H93ZM62 190V189H61ZM85 191V190H84ZM95 191H96V189H95ZM84 194V193H83ZM246 206V205H245ZM252 208H255L254 209V211H252V210H250L251 209V207ZM250 206L248 207V208H244L245 209V211H243L242 210V213L241 214H237V212H234L233 214H235V215H233L234 217H232V219H235L236 221L238 220L239 221V223L241 222V224H243V225H247L251 230H253V229H256V228H262V227H264V218H263V214H262V212L260 211V209L262 210V208H260L259 206V204H258V206H257V202H251L250 203ZM259 207V208H258ZM263 211V210H262ZM119 212H117V214H118ZM115 214V213H114ZM116 214V215H117ZM94 215V214H93ZM106 215H108V214H106ZM121 215H123V212H122V214ZM238 215V216H237ZM261 215H263V216H261ZM96 216H98V215H96ZM100 216H102V215H100ZM237 216V217H236ZM92 217V216H91ZM95 217V216H94ZM105 216L103 215V219H102V217H101V220H102V222H100V224H102L101 226L99 225V227H94V225H91V226H93L95 229H93V231L92 230H90L91 228V226H89L90 225V222H89V220H87V219H85L86 221H88V222H86V223H89V225H86V226H89V230L90 231H88L89 233H87V231H86V235L88 234V236L90 237V232H91V234H92V236L93 235H96L95 237L93 236H91V238L93 239V241L95 242V241H97V236L99 235V236H101L100 234H107V233H109V234H118L117 236H118V239L116 240V242H115V246H118V247H120V249L118 250L119 252H122V250H123V248H122V246H123V243L126 241V236L127 235H125L126 233L125 232H123L124 230H125V219L123 218L124 216H122V217H120V216H118L117 215V217H114L115 218V221H114V219L113 220H110L109 218H107V217H105ZM97 219H99V217H96L95 219H93V220H97ZM92 219L90 220V221H92V222H95L94 224H96L97 223V221H93ZM99 221V220H98ZM232 221V220H231ZM91 222V223H92ZM125 222V223H124ZM93 224V223H92ZM85 225V224H84ZM97 225V224H96ZM95 225V226H96ZM82 226V225H81ZM213 226H216L215 228H213ZM213 226H212V228L213 229H209L210 231H211V235L214 237V235H215V233H218L219 232V227L214 223L213 224ZM114 227V228H113ZM202 227L204 228V226H201V230L199 229V231H201L200 232V234L199 233H197V234H199L198 236H202V235H205L206 233H207V231L208 230H203L202 229ZM74 228V227H73ZM80 228V227H79ZM88 228V227H87ZM113 228V229H112ZM75 230V229H74ZM78 230V229H77ZM80 230V229H79ZM88 230V229H87ZM126 231V230H125ZM210 231H208V233H210ZM72 232V231H71ZM75 235V234H74ZM1 236V235H0ZM82 236H84V235H82ZM110 236V235H109ZM108 236V237H109ZM114 236V238H115V235H113ZM116 236V237H117ZM196 236V235H195ZM85 237V236H84ZM88 237V238H89ZM104 237V236H103ZM90 238V239H91ZM100 238V237H99ZM99 238H98V240H99ZM104 238H106V237H104ZM112 238V237H111ZM111 238H109V239H111ZM129 238V237H128ZM163 238H165V237H163ZM115 240V239H114ZM88 242V241H87ZM98 242V241H97ZM96 242V243H97ZM114 242V241H113ZM162 242V241H161ZM163 243H164V241H163ZM2 244H3V242H2ZM125 244H126V242H125ZM165 245H160L159 246V248L158 247H155L154 249H153V254H158V257H155V256H153L154 258H156V259H159V258H161L162 256H165V257H167V256H169L171 253L168 251V246H170V245H168L167 244V242L166 243H164ZM167 244V245H166ZM91 245V244H90ZM94 245V244H93ZM101 246V245H100ZM94 247V246H93ZM124 247V246H123ZM4 248V247H3ZM96 248V246L94 247V249ZM97 248H98V246H97ZM117 248V247H116ZM125 248V247H124ZM1 251V250H0ZM117 251V252H118ZM116 252V253H117ZM3 253V252H2ZM88 258V257H87ZM87 261V260H86ZM84 262V261H83ZM87 263V262H86ZM148 263L149 264H154V262H153V260H151V261H148Z\"/></svg>",
    "mask_w": 264,
    "mask_h": 264
},
{
    "label": "built area",
    "instance_id": "3",
    "mask_svg": "<svg viewBox=\"0 0 264 264\" xmlns=\"http://www.w3.org/2000/svg\"><path fill=\"white\" fill-rule=\"evenodd\" d=\"M20 157H21V155H20L18 158H16V156H15L14 158L12 157V159H13V160L18 159V160L20 161V160H21ZM21 158H22V157H21Z\"/></svg>",
    "mask_w": 264,
    "mask_h": 264
}]
</instances>
